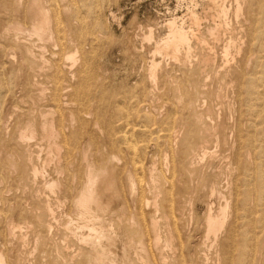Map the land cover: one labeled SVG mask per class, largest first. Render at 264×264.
Segmentation results:
<instances>
[{
  "label": "bare ground",
  "instance_id": "1",
  "mask_svg": "<svg viewBox=\"0 0 264 264\" xmlns=\"http://www.w3.org/2000/svg\"><path fill=\"white\" fill-rule=\"evenodd\" d=\"M190 1H192V0H190ZM256 1H257V3H259L258 0H256ZM226 2H227V0H206L207 11H205L203 13L204 16H201L200 14H198L195 11L196 9L189 10L187 15L189 16L191 24H190V27L188 28V30L185 27L186 25L184 24V22H185L184 20L187 21L188 19L185 18L183 20L184 17H174L173 16L174 18L166 21L165 24L163 25L166 32H165L163 37L159 36L160 38L155 37L154 29L151 26H149L145 30L146 34L143 35V40L147 41V42H153L152 43L154 45L153 46V57L154 56H163V57H167V58H170L173 60H177V62L183 61L184 63L189 62L191 64V62L193 61L194 63L197 62L195 65H197L199 63L203 67H206L207 65L212 66L209 63L210 61L212 62L211 59H213V58H211L212 56L210 57V51L213 50L212 43L222 40L221 39L222 38L221 33H222V29L226 25L225 19H226V17H227V19L230 18L227 16L228 11L229 12L233 11L234 17L236 19L239 18L240 16L242 17V15H243L242 12H243L244 0H235L232 10L228 9ZM251 2H253V0ZM49 4H50L49 0H28V2L25 4V7H23L24 6L23 0H0V185L3 187L2 182L4 181V179H6V181H7V179H10L12 181L11 185L12 184L18 185V183L20 182L19 180L23 181L25 179L27 186H28V184H32V186L35 185L37 187V191L44 196V198L42 197V199H40L41 198L40 196H39L40 198H38V196H37V198L40 199V202L38 204L41 203V205L43 204V206L41 208H39L40 205H38L39 207H37V208L39 209V212L36 211V213H33L34 215H32V216L29 215L31 217L29 218V221H27V222H26V218L24 217L25 214L23 215L20 213V211L23 209V208L20 209L21 206L20 207L17 206L19 208L18 209V211H19L18 217H20V221L22 220L21 222H19V220H18V223H16L17 221L15 222V220H14V223H13L12 219L10 218L11 217L10 212H8V213H10V217H8V215H7V217L5 216L3 219L0 217L1 220H3L2 225H4V230H2L3 234H1V235H2V237L5 238L6 241H16V242L18 241V243L19 242L23 243V240L25 239V237L27 238V236L29 237V235H32L33 237L38 236L40 238V240H42V241L43 240H46V241L51 240L52 241V238H53L52 234H54L53 233V225H54V223L56 226H57V224H59L58 223L59 220H57L58 222H56V219L54 217L55 213L53 214V212H55V211H53L54 209L52 210V208H53L52 205H54V204L59 205L61 203L62 204H68L70 207V210H71L69 212V214L71 213L72 216L67 217L68 219H66V221H64L65 219L63 220L64 224L63 223L62 224L64 225V228L61 225L62 226V232L59 233L60 235L62 234L61 235L62 238H59V239L61 240V239H64L63 237H65L66 240H71L72 242H74L73 244H77L81 248L82 253H80V254L82 255V260L81 261L76 260L77 258L76 259L74 258V257H76V255L73 257L74 260H76V261H74L73 258L72 259L70 258V260H69V258L65 257V255L67 256V254L70 253L69 252L67 254L65 253V255L61 254V256L63 255L69 261L68 260L64 261L63 258L58 256V254H57V256L52 255L54 258L51 256V258H53L51 260L52 264H75V262H76V264H172V261H168L169 259L167 256H169V255H167V256L165 255V250L168 249V251L171 252L170 249H172L170 243L168 244L169 239H167V238L169 235H167L166 236L167 238H166V237H164L163 233L158 234V231H162V230H158V226H160L159 224H161V223L159 221L157 222L154 217L149 216V219H148L149 222L147 223L148 225H145V216L146 215H145V209L144 208H145V205H148V207H150L149 206L150 203H148L147 201L149 200L148 197H151V196H149V195H148V197L146 196L148 199H147V201L145 200V197H144L145 193L144 192L146 190L144 191L142 189V186H141L142 183L140 182L138 176L136 177L137 174L139 176H141L140 174L145 171L144 166H142V168H139L136 170V165H138V164H135L136 162L134 161V158H132L131 155H133L134 153H137V151L134 152V150H133V152H134L133 154H131V152L127 151V149L129 148L128 147L129 144H128V145H126L127 148L125 146H124L125 149L122 147L124 149V153L126 154L125 158L121 157L120 154H118L119 152H117L119 150V146H120L119 144L117 145V143H119L118 141H121V140H118L119 137H118V139H115L114 135L112 134V131H110L111 129H108L107 132L110 131L111 134H108L106 132L108 134L107 139L106 140L104 139L105 143H103V142L102 143L106 149L103 152H106L107 150H109V152L102 154L101 148H104L103 145L100 147V146H97L95 144L99 140L94 141L95 139H92V135L87 137V138H84V136H83L84 134L81 135L80 131H79L80 129L76 128V125L79 124V123H76L77 121H79V119H78L79 117L77 118V115L73 111V110L76 111L77 108H75V109L73 108L75 106V104H74V100H72V99H73V94H75V93L77 94L79 89L78 88L74 89L73 84H72V82H73L72 80L75 79L77 82V79L75 77L77 76L80 78L81 73H83L84 68L86 67V66L83 67L85 65L86 61L83 63V65L81 67H79V68L77 67V69H75L76 66L79 64V63H77L78 58H79V53H80L79 49H78L79 45L77 43H75V40H74L75 38L72 39L71 37H68V39H67L64 36L65 33L66 34L69 33V30L72 27L70 25H68L71 27V28H69V30L67 29L68 27L67 26L65 27L63 24H62L63 25V27H62L61 22H59L61 19L59 20V19L55 18L56 16L54 17L51 14L52 13L51 10H53L54 8L50 10L51 7ZM193 4L196 5V3H193ZM55 5H56V3H55ZM255 5L257 7V4H255ZM253 6L251 4H249L248 9L253 8ZM229 7H230V5H229ZM244 9L246 10V8H244ZM259 9H261V10L264 9V0H262V2L260 4H258V13L257 14L255 13V11H256L255 9L254 10L250 9V10H252L251 16L248 17V19L246 17L247 20L246 19L244 20V21H247V25H246L247 27L244 31V35L241 34V35H243L242 39H244L241 43L242 49L237 47L238 45L234 46L232 44L233 38H231L230 36H229V39L228 38L225 39L223 37L224 40L228 39L227 42H225L227 44L225 45V47H223L224 49H223V53H222L223 58L225 60H227L229 58V56L231 55L232 49H233V52H240L242 50L243 54H244L242 57H244V60L250 61V63L252 62L251 58L256 56L255 57L257 60L256 66L260 69V70H257V68L256 69L253 68V69H251V71L245 72L244 67L240 66V68H242V69L241 70L238 69L239 72L232 71L231 70L232 68L230 69L231 71H228V72L237 73L236 78H233V81H232L233 83H235V93H234L235 98L233 100L237 104V107H235L234 104H233L234 106H232V105L231 106L237 108L236 109L237 111L235 109L234 110L237 112V114L235 112V115H238V118H237L238 124L236 123L233 127L229 125L232 128H229V130H230V131H228L229 135H227V134L225 135V137L229 136L228 138L230 139L229 140L230 144L228 146H231V143L233 141L237 145L236 151L229 152L230 154H228V156H227L228 163H227V161H225V163H227V166H228V169H225V171L226 170H229L230 172L234 171V173L232 172L233 178H231V181L230 182L227 181L228 183H227V185L225 184L226 186L224 184L221 185V186H225L224 187L225 190L228 191V193H226L227 197H225L226 195H224L225 191L222 192L223 189L220 191H215V189H213L214 187L213 188L211 187L212 189H210V191L214 190V193L211 192L212 197L215 194V196H216L215 198L218 199V201L217 200H215V201H217L218 203L216 202L217 204H216L215 208H209L208 209L207 208L208 206H206V208L208 209V212L206 211L207 213L206 212H205L206 214L204 213V215H206V216L203 219L204 223H202V224H204V226H203L204 238H203V240L200 239L203 242H201V244H200L198 239L196 241H192V242L187 241V240L186 241L183 240V246L184 245H187V246L186 247H180L181 249L179 251V254L177 255V253H176V256L173 257L174 261L175 260L178 261V264H206V262L208 261L207 257H209V255L206 253L208 250L210 252L212 250L211 248L213 247V244H210V242L212 243V241H210V239H212L214 241V246H215L216 242L218 244V239L221 240V246H219V247H222V249L220 248L221 253L219 255L218 261L219 262L221 261L222 264H264V186H263L264 183L263 184H261V183L259 184V182L257 183V177H256L258 175V173H259V175H258L259 177H260V175H263L261 177H264V158H263L264 155L261 157L263 159L260 161V163H256L257 160L255 158V157H257L261 154H264V153H261V151H260V154H256L257 152L252 146L253 145L252 139L254 136H256L257 134H261V136L260 137L258 136V138H261L262 135L264 136V12L262 15L259 12ZM54 11H55V9H54ZM198 11H199V9H198ZM59 14H61V13H59ZM246 15L247 14H245L244 16H246ZM182 16H184V15H182ZM57 17H58V15H57ZM227 19H226V21H227ZM231 20H233V22L235 21L234 19H231ZM240 20H242V19H240ZM25 21H27V22H25ZM203 21H205L206 23L209 21V24H207L208 27H206L204 30L201 28V24H203L202 23ZM234 25H236V24H234ZM241 27H245V26L242 25ZM233 28H236V26ZM237 28H238V26H237ZM74 29H76V28H74ZM236 30H238V29H235V31ZM239 30H241V29H239ZM237 34L239 35L240 33H237ZM75 35L77 36V34H75ZM78 35H80V33ZM232 35H234V34H232ZM192 41L195 43L196 46L199 47V48L197 47L196 49L197 50L200 49V51H201L200 54L198 51H197V53H194L192 51V49L194 47V45L192 44L193 43ZM239 41H241V40H239ZM237 44H239V43H237ZM192 45H193V47H192ZM220 45H222V44H220ZM72 46L74 48L72 50H70V47L72 48ZM84 47H85V45H84ZM85 48H87V46ZM220 49H222L221 46H220ZM86 53H85V55H86ZM240 54H238V55H240ZM163 57H161V58H163ZM88 58L90 59V57H88ZM150 58H151V56H150ZM155 58H154V60H155ZM242 59L243 58H241V61H242ZM84 60H85V58H84ZM236 60H237V58H236ZM233 61L231 62L232 64H233ZM79 62H80V60H79ZM241 63H243V62H240L238 64H241ZM255 63H256V61H255ZM97 64H99V63H97ZM186 64H188V63H186ZM227 64H230V63H227ZM90 65H91V62H90ZM159 65H160L159 63H156L153 60L150 63L149 80H150V83L152 85L156 84V70L159 67ZM235 65L237 66V63H235ZM244 65H246V64H244ZM251 65H254V64H251ZM93 66H94V64H93ZM148 66H149V64H148ZM231 67H233V66H231ZM207 68L208 67H206V69ZM237 68H239V67H237ZM251 68H252V66H251ZM192 69H195V68H192ZM233 69H235V67ZM220 70L222 71V69H220ZM90 71H91V68H90ZM90 71H88V72H90ZM147 71H148V68H147ZM197 71H199V70H197ZM197 71L192 72V70H191L192 74L197 73ZM215 71H213V72H215ZM221 71H220V73H221ZM94 72H95V70H94ZM209 73H211V72H209ZM93 74L94 75H92V78L97 73L96 74L93 73ZM205 74H206V72L204 71V73L201 75L204 76ZM222 74H226V73L222 72ZM229 74L227 73V76H229ZM206 75H208V74H206ZM189 76L190 77L192 76L191 73ZM198 76H199V74H198ZM231 76L233 77L234 75L230 74V78H232ZM213 77L215 78V76H213ZM85 78H88V77H86V74H85ZM97 78L99 79L98 76H97ZM192 78H193V76H192ZM219 79L224 80L226 78H219ZM190 80H191V78H190ZM200 80L202 81L201 77L199 78V80H198L199 82H197V83L203 82V81L201 82ZM213 80H216V79H213ZM100 81L102 82L103 80H100ZM217 81L219 82V80H217ZM109 82L110 81L107 80L106 83H109ZM136 82H138V81H136ZM216 82L214 81L213 84ZM218 82H217V84H218ZM86 83H87V81H86ZM99 83H98V85H99ZM192 83H194V82L192 81ZM192 83H188V84H192ZM75 84H77V83H75ZM90 84L92 85V83H90ZM90 84H88V85H90ZM171 84H172V82H171ZM194 84H192V85H193V88L195 87L194 88L196 90L195 94L196 95L199 94V96H204L206 94V92H204L203 95H200V94H202L200 92L202 91L201 89H203V88H201L200 89L201 91L199 92V88L201 86H203V84H201V86L199 85L200 86L199 88H198V84H195L196 86H194ZM205 84L206 85H204V86H207V84H209V81L208 82L206 81ZM217 84H215V85H217ZM219 84H220V82H219ZM223 84H225V81ZM79 85H78V87H79ZM106 85L107 84H105V86ZM210 85H212L211 81H210ZM92 86H95L94 83ZM92 86H90V87H92ZM100 86H102V85H99V87ZM217 86H219V85H217ZM231 86H232V84H231ZM107 87H110V85L108 84ZM119 87H118V89H119ZM171 87H174V86H171ZM179 87L180 86H178V88ZM209 87L210 86H208V88ZM88 88H89V86H88ZM98 88H97V90H99ZM102 88H105V87L102 86ZM142 88L143 89H142L141 95H142V93H144V90H145L144 89L145 87H142ZM208 88H205V89H208ZM211 88L215 89V87H211ZM228 88L232 89L234 87H228ZM173 89H175V88H173ZM113 90H116V88ZM124 90H123V92H124ZM185 90H187V89L185 88ZM217 90H215V91H217ZM220 90H222V89H220ZM90 91H91V89H90ZM90 91H86L85 93L88 92L87 95H89ZM102 91L106 92V94L108 92V91H104V90H102ZM117 91H119V90H117ZM130 91H133V90H130ZM110 92L111 91L109 90L108 95ZM186 92H188V91H186ZM210 92H208V93L212 94ZM212 92H214V91H212ZM223 92H226V90ZM229 92H230V90L228 92H226V93H228L227 95L231 94ZM99 93H102V92L99 91ZM121 93H122V91H121ZM219 93H220L219 95H221V92H219ZM226 93H225V95H226ZM111 94H114V93L111 92ZM111 94L109 96H111ZM129 94L130 93H128L127 95H129ZM182 94H184V93L183 92L180 93V95H182ZM213 94L215 95V93H213ZM213 94H212V96H213ZM92 95H93V93H91V96ZM175 95H178V94H175ZM222 95H224V94L222 93ZM95 96H96V94H95ZM98 96H96L95 99H98ZM136 96H137V94H136ZM210 96H208V97H210ZM75 97H77V96H75ZM92 97H90V99ZM191 97H189V98H191ZM208 97H207V99H209ZM217 97H219V96H217ZM87 98H89V97H87ZM104 98H105V96H104ZM116 98H112V99L116 100ZM133 98H135V96H133ZM138 98H139V96H138ZM175 98H177V97L175 96ZM189 98H187L188 100L187 99L186 100L189 101L190 100ZM212 98L213 97H211L210 100H212ZM106 99H107V96H106ZM120 99H117V101ZM178 99L182 100V99H184V97H181ZM218 99H220V98H218ZM225 99H226V97H225ZM230 99L232 100V98H230ZM75 100H76V98H75ZM98 100H101V99L99 98ZM108 100H109V98H108ZM124 100H125V98H124ZM127 100H128V98L125 101H127ZM221 100L223 101V99H221ZM195 101L193 103H195ZM207 101H209V100H206V102ZM226 101H224V102H226ZM96 102H98V101H96ZM102 102H104V100ZM105 102H107V101H105ZM111 102H113V101H111ZM136 102L133 101V103H136ZM141 102H145V100L144 101L141 100ZM173 102H174V100H173ZM214 102H216V101H214ZM218 102L220 103V100H218ZM82 103L84 104V102H82ZM88 103H91V102H88ZM92 103H93V101H92ZM122 103H124V102H122ZM198 103L200 105L202 104L200 102H198ZM212 103H213V101H211V104ZM99 104L100 103H98V105ZM138 104H140V102ZM171 104L173 105V103H171ZM184 104H186V103H184ZM189 104L191 105L190 101H189ZM211 104H209V106H207V105L206 106L208 108L212 109V107H210ZM220 104H217V105H220ZM86 105L88 107V105H90V104L86 103ZM86 105L84 104V106H86ZM101 105H103V104L101 103ZM177 105H178V102H177ZM180 105H183V104L180 103ZM190 105H188V106H190ZM202 105L205 106L204 104H202ZM202 105L199 107H203ZM214 105H216V104H214ZM214 105H213V107H214ZM217 105H216V107H217ZM228 105H230V104L228 103ZM96 106H97V104L94 107H96ZM104 106H106V105H103V107ZM110 106H111V104H110ZM114 106H113V108L115 109ZM185 106L186 105H184V107ZM76 107H78V104H76ZM94 107H93V109H94ZM106 107H108V106H106ZM138 107H139V105H138ZM184 107H182V108H184ZM190 107H192V106H190ZM195 107H198V106H195ZM207 107H206V111H208ZM88 108H91V106ZM116 108H117V106H116ZM135 108L137 109V106H135ZM178 108H179V106H178ZM226 108H229V107H226ZM79 109H80V107L78 108V110ZM100 109H102V108H100ZM106 109H109V108H105V110ZM140 109H141V107H140ZM140 109H139V111L138 110L137 111L140 112ZM142 109H144V106ZM168 109H171L170 106L168 107ZM194 109H196V108H194ZM111 110L113 111V109H111ZM174 110H176V109H172V112ZM182 110H180V111H182ZM212 110H214V109H212ZM218 110H220V109H218ZM124 111H125V108H124ZM144 111H145V109H144ZM144 111H143V113H145L147 110L145 112ZM188 111L186 110L187 113H188ZM204 111L205 110L203 108L202 113H204ZM227 111H229V110H227ZM92 112H94V111H92ZM99 112H102V111H99ZM106 112H107V110H106ZM122 112H123V110H122ZM131 112H135V110L134 111L130 110V112H128V113H131ZM172 112H171V114H174ZM176 112H177V110H176ZM182 112L185 113L184 111H182ZM210 112H211L210 113L211 116H212V114H213V116L215 115V113H213L214 111L213 112L210 111ZM216 112L219 113V111H216ZM104 113L105 112H103L102 115H101V113H99L97 115L103 116ZM198 113L200 114V112H198ZM205 113H207V112H205ZM82 114H86V110H85V113H83V111H82ZM119 114L117 116H119ZM179 114H181V112ZM210 114H209V117H210ZM220 114H222V113H220ZM86 115H88V113ZM123 115H125V114H123ZM169 115H170V113H169ZM178 115H177V119H178ZM193 115L194 114H192V116ZM226 115L227 114H225L222 119H225ZM232 115L234 118L237 117V116H234V114H232ZM110 116H112V115H110ZM115 116H116V114H115ZM134 116H136V115H134ZM145 116H142V117L149 121L150 115H148L149 119L145 118ZM192 116H190V117H192ZM197 116H199V115H197ZM228 116L229 115H227V117ZM94 117H96V116H94ZM142 117H141V120L138 124L139 126H141L140 123L143 120ZM164 117H166V116H164ZM179 117H183V114H182V116H179ZM184 117H186V116H184ZM200 117H204V115H202ZM216 117H217V115H216ZM233 117H231V118H233ZM244 117L249 118L248 119L249 123L247 121L248 125L245 122V125L248 126V130H244L243 126H242L241 120ZM103 118H107V117H103ZM117 118H115V120ZM122 118H124V117L122 116ZM129 118H130V116H129ZM193 118H195V115ZM193 118H191V119H193ZM204 118H202L201 120L204 121L205 120ZM206 118H207V116H206ZM217 118H220V117L218 116ZM82 119L84 120L83 117H82ZM135 119L139 121L140 118H138V116H137V118H135ZM154 119H155V117H154ZM162 119L167 120L166 118H161V120ZM180 119H182V118H180ZM207 119H206L207 124L211 120H213V123L217 122V121H215L216 119L211 118V119H209V121ZM109 120H112V119H109ZM147 120L146 121L144 120L145 123L146 122L148 123ZM169 120H170V118H169ZM195 120L197 122L199 121L198 118H195L194 121ZM225 120H227V118ZM225 120H223V123ZM231 120H233V119H230V121ZM97 121H99V120H97ZM144 121H143V124H144ZM160 121H159V123L155 121L156 123H158L157 126L158 125L160 126L162 124V123H160ZM170 121H173V120H170ZM105 122H103L104 125H105ZM127 122L130 123V122H132V120L127 121ZM181 122H184V121H181ZM181 122L179 121V123H181ZM231 122H233V121H231ZM86 123L87 122H85V126H87ZM90 123H94V122H90ZM103 123L101 125L104 128ZM164 123L165 122H163V124ZM170 123H172V122H170ZM173 123H175V122H173ZM203 123H204V125H207V124H205V122H203ZM211 123H212V121L210 122V124ZM106 124H108V123H106ZM123 124H124V122H123ZM165 124H167V122ZM177 124L175 123L176 127H177ZM185 124L186 123H184V125ZM192 124H194V123H192ZM195 124L197 125V129H198V124L196 122H195ZM217 124L218 123H216L215 125H217ZM101 125H99V126L101 127ZM126 125H128V124H126ZM129 125H131V124H129ZM132 125H133V123H132ZM138 125H134V127L137 128ZM215 125H214V127H216ZM231 125H233V124H231ZM80 126H81V124H80ZM88 126H91V125H88ZM106 126H108V125H106ZM110 126H112V125L110 124ZM148 126L149 125H147V127ZM151 126H153V125H151ZM151 126H149V127H151ZM159 126H158V128H159ZM178 126H179V124H178ZM96 127H97V125H96ZM112 127H110V128H112ZM131 127H129V128H131ZM142 127H143V125H142ZM168 127H170V124ZM168 127L167 128L164 127L166 129H164L163 126L161 127L163 129L157 128L158 130H164L166 133L165 136L161 135V137H163V139H164V137L166 138V139H164V140H166L165 141L166 147L170 142L173 143L176 140L177 132H178V131H174V129L176 130L175 127H174V129L171 127L170 128H168ZM180 127L185 128L184 126H180ZM190 127H193V128H191V131H192V129L194 130V126H190ZM214 127H212V128H214ZM91 128H92V126H91ZM135 128H133V129H135ZM151 128H153V127H151ZM216 128H219V125ZM216 128H214V129H216ZM220 128H222V127H220ZM95 129H97V128H95ZM126 129H128V128H126ZM145 129L148 130L147 128H145ZM187 129H190V128L188 127ZM204 129H206V128H204ZM209 129H211V128H209ZM223 129L225 130V128H223ZM257 129H260L259 130L260 132H258ZM97 130H95V131H97ZM119 130H120V126H119ZM137 130H140V129H137ZM143 130L141 129L140 132L142 133ZM149 130H150V128H149ZM179 130H181V129H179ZM199 130H201V129H199ZM199 130H197V131L199 132ZM117 131H118V129H117ZM195 131H196V129H195ZM225 131H227V129ZM137 132H139V131H137ZM186 132L187 131H185V135H184V131L180 132L181 134L179 136L183 135V137L184 136L186 137V135H187ZM212 132H214L213 129H212ZM244 132L246 134H244ZM96 133L97 132H95L93 134L98 135ZM113 133H115V132H113ZM145 133H148V132H144V134ZM153 133H155V131ZM161 133H162V131H161ZM207 133H206V135H208ZM130 134L132 135V133H130ZM201 134H203V132ZM115 135H120V134L117 133ZM150 135H155V134L151 133ZM163 135H164V133H163ZM197 135H199V133ZM222 135H224L223 132L221 135L219 133V136H222ZM136 136H137V134H136ZM142 136L144 137L145 135H142ZM204 136H201V139H199V140L201 141L202 137L205 138ZM214 136H216V135H213L212 137H214ZM96 137L97 136H95V138ZM155 137H157V136H155ZM183 137H182V139H183ZM187 137L190 138L189 133H188ZM144 138H146V137H144ZM151 138H154V137L151 136ZM219 138L220 137H218V139ZM129 139H127V140L125 139L124 141L123 140L122 141L123 142L132 141L131 139L130 140ZM142 139L140 138V141H137V142L143 141ZM182 139L180 138L178 140L182 141ZM191 139L192 138H190V140ZM209 139H210V137H209ZM209 139L207 141H209ZM221 139L222 138H220V140ZM133 140H135V139H133ZM161 140H162V138H161ZM187 140H185V138H184L183 141L185 143L181 147V149H182L181 154H179V155L176 154V156L178 155L180 157V155L186 154L185 155L186 158H182V159H186V162L184 161L183 163L186 164L187 162H189L191 164L192 160L197 158V157L194 158V156H196V154L194 153L196 150L192 149L193 147L189 146V145H191L192 141L190 142V140H188L190 142V143H188V142H186ZM203 140H205V139H203ZM220 140H218L219 145H221V143H222V141H224V139H222V141H220ZM147 141L144 140V145H145V142H147ZM213 141H211V143H213ZM261 141H262V139H261ZM263 142H264V140H263ZM186 143H188V144H186ZM200 143H202V142H200ZM138 144H136L135 146H137ZM141 144H143V143H141ZM160 144L163 145V143H160ZM192 144L194 146L195 143H192ZM256 144H258V143H256ZM256 144H254V145L257 148ZM261 144H262V146L264 145L263 143H261ZM155 145H156L155 148H157L156 143H155ZM197 145H200V144L198 143ZM177 146H179V144L178 145L176 144V147ZM215 146H216V144H215ZM172 147H173V145H172ZM213 147H211V148H213ZM220 147L222 148V146H220ZM107 148H109V149H107ZM131 148H134V147H132V144H131L130 149ZM168 148L170 149V146L167 147V149ZM225 148L227 149L228 147H225ZM164 149H165V147L163 148V151H164ZM167 149H165V150H167ZM177 149H175V151H177ZM231 149L232 148H230V150ZM219 150L221 152L223 151V149L222 150L219 149ZM121 151H123V150H121ZM262 151H264V149H262ZM171 152H173V151H171ZM177 152H179V151H177ZM207 152H209V151H207ZM120 153H123V152H120ZM168 153H170V152H168ZM173 153H171V154H173ZM196 153L198 154L199 152H196ZM213 153H215V152H213ZM223 153H226V152L223 151ZM209 154H208V156H209ZM96 155H98V156H96ZM101 155H103V157ZM137 155L140 156L138 153H137ZM189 155H191L192 157H190V159L188 160L187 157ZM221 155H219V156H221ZM255 155H257V156H255ZM136 156L133 155V157H136ZM162 156H163V154H162ZM166 156H168V155H166ZM206 156L207 155L205 154L204 157H206ZM215 156H217L216 153L213 155V158ZM219 156L215 157V159H217V158L220 159ZM144 157L146 158V156H142L141 158L145 159ZM209 157H211V154ZM121 158H122V160L124 159V161H121ZM136 158H138V157H136ZM141 158L139 157V159H141ZM172 158H174V157H172ZM172 158H170L169 160H173ZM175 158L177 159V157H175ZM213 158L212 157L210 158V159H212L211 162H213V160H214ZM125 160H126V162H125ZM221 160H218V162H221V164H222V161H224V160H222V161ZM151 161H153V160H151ZM179 161H178V163H179ZM209 161L210 160H208L207 162H209ZM214 161H217V160H214ZM146 162H144V163H146ZM149 162L150 161H148V163ZM204 162H206V161H204ZM142 163H143V161H142ZM165 163H167V162H165ZM160 164H162V162H160ZM170 164H172V163H170ZM201 164H203V162ZM201 164H200V166L197 165L198 169H199V167H201ZM155 165L156 164L153 165L154 168H156ZM173 165H175V164H173ZM178 165L179 166L181 165V161H180V164H178ZM246 165L247 166L248 165L253 166L254 168H251L249 166L250 168L247 169ZM156 166L158 167V165H156ZM197 166H195V167H197ZM206 166L210 168V166H208V165H206ZM214 166H212V163H211V167H214ZM223 166L225 167V165H223ZM223 166H222V168H223ZM149 167H150V165H148V168ZM161 167H163V165ZM161 167H160V169H162ZM180 167L183 168L182 166H180ZM184 167H186V165ZM219 167H221V166H219ZM154 168H152L149 172V179L153 185V190H154L152 193L155 194V198H153V204H150L151 207L158 206L157 205L158 203L156 204L155 199H156L157 194L158 193L160 194L159 190L161 189V188L158 189L156 187L157 185H156L155 181L158 179H157V175L154 174V171L158 172L160 170L158 169V171H157ZM165 168H167V167H165ZM175 168L176 167L173 166V169H175ZM190 168L191 167H189V169ZM173 169H172V172H173ZM192 169H194V168H192ZM210 169H213V168H210ZM169 170H171V167ZM175 170H178V168ZM179 170L182 171V169H179ZM179 170H178V172H179ZM200 170H202V169L200 168ZM217 170L220 171V169H217ZM223 170H222V172H224ZM137 171H139L141 173L139 174V172H137ZM185 171H187V170H185ZM185 171H182V172H185ZM195 171H197V170L195 169ZM136 172H137V174H136ZM145 172L147 174V171H145ZM182 172H181V174H182ZM174 173H177V171ZM187 173L190 174L189 171H187ZM232 173H230V174H232ZM169 174H172V173H169ZM183 174L187 175L186 173H183ZM196 174H198V173H196ZM196 174H195V176H196ZM216 174L219 175L218 172ZM230 174H228V175H230ZM159 176H161V175H159ZM159 176H158V178H159ZM162 176H165V178H166V174L162 175ZM180 176H182V175H180ZM232 176H230V177H232ZM167 177H168V175H167ZM172 177H173V175H172ZM219 177H220V175H219ZM223 177L227 178L226 176H223ZM173 178H175V177H173ZM192 178L194 179V177H192ZM215 178H216V176H215ZM17 179L19 182L17 181ZM140 179H142V178L140 177ZM187 179L188 178L186 177V180L185 179H181V180L183 183H185V182H187ZM199 179H201V178H199ZM25 180H24V182H25ZM184 180H185V182H184ZM188 180H190V179H188ZM214 180H217V179L213 178V181ZM219 180H221V179H219ZM167 181L169 182L170 180L167 179ZM203 181H205V180H202L201 182H203ZM163 182H165V181H163ZM6 183H8V182H6ZM171 183H173V182H171ZM203 183L205 184V182H203ZM203 183H202V185H203ZM208 183H209V181H208ZM210 183L208 184V186L210 185ZM188 184H190V183H188ZM212 184H214V183H212ZM144 185H145V183H144ZM182 185L183 184L181 183L180 186L182 187ZM35 186H33V187H35ZM147 186H149V185H147ZM161 186H162V183H161ZM168 186H169V184H168ZM174 186H173V188H176ZM217 186L221 187L220 185H217ZM6 187L8 188L7 184H6ZM29 187H31V186H29ZM164 187L166 188V186H164ZM181 187L178 186V189H181ZM182 188H184V187H182ZM196 188H194V189L192 188V191L193 190L195 191ZM151 189L152 188H150L148 190H151ZM167 189H171V188L167 187ZM176 189H175L174 195L176 192L181 191V190L176 191ZM201 189H202V187H201ZM35 190H36V188H35ZM184 190H185V188H184ZM6 191H8V190H6ZM6 191H4V192L7 193ZM21 191H22V188H21ZM34 191H32V192H34ZM162 191H164V190H161V192ZM189 191H191V190H189ZM205 191L208 192V190H205ZM13 192H14V190H13ZM147 192H149V191H147ZM165 192H166V190L163 192L165 194V195H163V197H167L166 193L169 194V190L166 193ZM185 192H186V190H185ZM197 192H199V190ZM197 192H194V193H197ZM201 192H203V191H201ZM1 193H3V192H1ZM18 193H20V190ZM182 193H180V194H182ZM194 193H191V194L194 195ZM3 194H2V196H3ZM10 194H12V193H10ZM17 194H16V196H18ZM206 194H208V193H206ZM29 195L27 194L26 196H29ZM196 195H198V194H196ZM9 196L15 197V195H9ZM23 196L25 197V195H23ZM158 196H161V195H158ZM190 196H192V195H190ZM24 197H22V198H24ZM31 197L34 198V196H31ZM194 197L192 196L191 199L192 198L194 199ZM167 198H169V197H167ZM182 198L183 197H181V199ZM6 199L8 200V197ZM16 199L18 200V198H16ZM157 199H160V198H157ZM162 199H164V198H162ZM171 199L173 200L174 197H172ZM176 199L178 200V198H176ZM9 200H10V198H9ZM17 200L14 199V203ZM24 200H25V198H24ZM167 200L169 201L170 198ZM167 200H166V203H167ZM186 200H187V198H186ZM0 201H1V199H0ZM27 201H29V199ZM157 201H160V200H157ZM173 201L175 202V200H173ZM179 201L182 202L181 200H179ZM188 201H191V200L188 199ZM2 202H4V200ZM22 202H24V201H22ZM30 202H34V201L30 200ZM186 202L187 201H184V203H186ZM211 202H214V201H210L209 203H211ZM29 203H26V204L29 205ZM170 203L168 202V204H170ZM177 203H179V202H177ZM11 204H12V202H11ZM15 204H17V202ZM175 204H176V202H175ZM189 204L195 205L194 202L193 203L189 202ZM27 205H26V207H28ZM36 205H37V203H36ZM58 205H56V207ZM152 205H154V206H152ZM162 205L163 204H161V206ZM183 205L184 204H182V208H184ZM1 206H4V205H1ZM62 206H60V207H62ZM131 206L134 207L133 209H138V207H139L140 211H138V212H140V213L137 214L135 212L136 210L132 211L130 209ZM170 206H171V204H170ZM211 206H212V204L210 205V207ZM11 207H12V205H11ZM14 207H16V205ZM29 207H31V206H29ZM165 207L167 208V206H165ZM185 207H188V206L185 205ZM192 207L194 208V206H190V208L192 209V210L191 209L190 210L196 212L195 209H193ZM3 208H5V207H3ZM31 208H30V210H31ZM37 208H35V209H37ZM166 208H164V209H166ZM177 208H181V207H177ZM8 209H10V208H8ZM65 209H66V207H65ZM157 209H158V207H157ZM164 209H163V212H167V211H164ZM15 210H16V208H15ZM129 210L132 212H129ZM147 210H150V209L147 208L146 211ZM151 210H152V208H151ZM153 210H155V209L153 208ZM169 210H170L169 211L170 214H168V215L171 217L170 222H172L171 225H173V227L171 226V228L174 229L173 232L170 231L172 233L170 235L173 236V234L174 235L176 234V236H178V238H179V236H180L179 232H178L179 229H177V228H178L179 222L182 220V218L180 220V216L177 215L178 213L175 214L173 207H171ZM11 211H12V209H11ZM150 211H148V212H150ZM22 212H26V209H25V211H22ZM63 212H65V210ZM156 212H157V210H156ZM150 213H148V215ZM56 214H57V210H56ZM157 214H158V212H157ZM159 214H158V216H159ZM163 214H162V216H163ZM15 215L16 216L14 218L17 217V214H15ZM124 215H126V216L129 215L128 216L129 222L127 225V227H128L127 230H130V231L128 234H127L126 227L119 226V228H117V229H115V227H114V224L118 223V222L114 223V221H116L115 219L120 217V216L123 217ZM187 215L188 214H186L185 216H187ZM192 215H194V214H192ZM155 216H157V215H155ZM26 217H28V216H26ZM61 217L62 216H59V219ZM46 218H49L48 221L46 220L47 222H45V220L44 221L42 220V219H46ZM159 218H160V216H159ZM159 218H157V219H159ZM163 218L165 219L166 215H165V217L163 216ZM191 218H193V217H191ZM184 219H186V218H184ZM184 219L182 221H184ZM188 219H189V217H188ZM160 220H161V218H160ZM189 220H188V222H189ZM191 220H193V219H191ZM195 220H196V218H194V221ZM60 221H61V219H60ZM123 221H125V220H123ZM126 221H127V219H126ZM167 221L169 222V219ZM119 222L122 223L121 221H119ZM188 222L185 224L190 225V224H188ZM192 222L193 221H191V223ZM197 222H198V220H197ZM199 222H202V221H199ZM163 223H165V222H163ZM124 224H127V222H125ZM185 224L182 223V226H184ZM196 224H199V223H196ZM202 224H200L201 227H202ZM192 225H191L192 229L195 230ZM165 226H166V224H165ZM162 227H164V226H162ZM184 227H182L183 231H184ZM201 227H199V228H201ZM171 228H170V230H171ZM196 228H198V227H196ZM2 229H3V227H2ZM60 229L57 231H60ZM124 229L126 230V232ZM164 229H167V228L164 227ZM223 230H224V232H223L224 235L222 238H219V236ZM134 231H135V233H134ZM185 231H186V229H185ZM168 232H169V230H168ZM195 232H196V230H195ZM195 232H193V233H195ZM198 232L199 231H197V233ZM190 233H192V232H190ZM197 233H195V234H197ZM59 234H58V236H59ZM134 234L140 235V237L138 236V238H136V237H134ZM165 234H169V233H166V231H165ZM55 235H57V233ZM162 235L164 238H166V239H163V241L168 240L167 242H164V243L161 242L160 237ZM50 236H52V237H50ZM187 236L189 237V236H191V234H187ZM193 236H196V235L193 234ZM171 238H173V237H171ZM200 238H202V237L200 236ZM2 239H1V241H2ZM65 239H64V241H65ZM183 239H184V237H183ZM190 239H188V240H190ZM172 240H174V238ZM29 241H28V244H29ZM34 242H33V244H34ZM172 242H174V241H172ZM178 242L176 245L174 243H171V244L173 246L175 245V247H176L177 245L180 244ZM208 242L210 244L209 246H208ZM5 243H3V245ZM49 243L51 244L53 242H49ZM49 243L46 244L45 246L49 245ZM26 244H27V242H26ZM44 244L45 243H43V245ZM181 244H182V241H181ZM198 244H200V245H198ZM10 245H12V244L10 243ZM15 245H12V246H15ZM20 245H22V244H20ZM29 245L31 246V244H29ZM67 245H69V243ZM30 246H29V248H30ZM37 246L38 245L36 243V247ZM41 246L42 245H40L39 247H41ZM24 247H26V246H24ZM56 247H57V244H56ZM67 247H70V246H67ZM9 248H10V246H9ZM20 248H23V247H19L16 249H14V247H13L12 251L20 249ZM38 248H37V250L39 251ZM41 248H44V247L42 246ZM183 248L184 249L186 248V250L183 251ZM47 249H49V248H47ZM53 249H52V251H54ZM175 249H177V248H175ZM213 249H215V247ZM7 250H8V245H7ZM34 250H35V248H34ZM57 250H59L57 253L62 252V251L60 252L59 248ZM44 251H43V253H44ZM55 251H56V249H55ZM78 251L79 250L76 249L75 254ZM64 252H66L65 248H64ZM169 252H168V254H169ZM212 252H214V251H212ZM212 252L209 253L210 256L213 255V254H211ZM6 253L7 254H4V251L3 252L0 251V264H4V263L5 264H18L17 261L15 260L16 258L14 256L13 252L12 253L6 252ZM16 253H18V251ZM40 253H42V250ZM73 253H74V249H73ZM21 254H22V252H21ZM37 254H38V252H37ZM48 254H50V252H48ZM174 254H175V251H174ZM170 255H172V252L170 253ZM77 256H80V255H77ZM5 257H6V260H5ZM215 257H216V255H215ZM220 257H221V259H220ZM30 258H29V260H30ZM37 258H35V259H37ZM78 258H80V257H78ZM20 259H22V258L20 257ZM20 259H19V261H20ZM23 259H24V257H23ZM40 259H42V257ZM209 259H211V258H209ZM213 259H214V257H213ZM31 260H33V262H34V259H31ZM44 260H45V258H44ZM48 260L49 259H47V261H46L47 264H49ZM30 262L32 263V261H30ZM77 262H80V263H77ZM213 262H212V264H213ZM38 264H40V262Z\"/></svg>",
  "mask_w": 264,
  "mask_h": 264
},
{
  "label": "rangeland",
  "instance_id": "2",
  "mask_svg": "<svg viewBox=\"0 0 264 264\" xmlns=\"http://www.w3.org/2000/svg\"><path fill=\"white\" fill-rule=\"evenodd\" d=\"M53 1V2H52ZM55 1V2H54ZM61 1V2H60ZM49 0V5H50V10L51 9H55V11H54V9L53 10H51V14L55 17V18H57V19H61L59 22H61V25L63 24L65 27L67 26L68 28V30H69V28H71L70 30H69V33H65V37L68 39V37H71L72 39H74L75 40V43H77L78 45V49H79V52L81 53H79V58H78V62L77 63H79L77 66H76V68L75 69H77V67L79 68V67H81L82 65H83V63L85 62V65L83 66V67H85L84 68V71H83V73H81V75H80V78L79 77H75L76 79H77V82H76V80L74 79V80H72L71 82H72V84H73V87H74V89L75 88H78L79 90H78V93L76 94H73V99L72 100H74V104H75V106L73 107L74 109L75 108H77L76 109V111L75 110H73L74 112H75V114L77 115V118L79 119V121L81 122H79V121H77L76 123H79V124H77L76 125V128L78 129H80L79 131H80V134L82 135V134H84L83 136H84V138H87V137H89V136H91L92 135V139H95L94 141H96V140H99L98 142H96L95 144L97 145V146H102L103 145V143H105V140L107 139V135L108 134H111V132L110 131H112V134L114 135V138L115 139H118V137H119V139L118 140H121V141H118L119 143H117V145L119 144L120 146H119V150L117 151V152H119L118 154H120V156L121 157H124L125 158V156H126V154L124 153V146L127 148V146L126 145H128V149H127V151H129V152H131V154H133L135 151H137V153L140 155V156H138L137 155V153H134L133 155L134 156H136V157H138V158H136V157H133V155H131L132 156V158H134V161L136 162L135 164H138V165H136V170L137 169H139V168H142V166H144V170L145 171H147V174H146V172L144 171V172H139V171H137V172H139V174L141 175V176H139L138 174H137V172H136V177L138 176V178H139V180H140V182L142 183L141 184V186H142V189L145 191L144 193V197H145V200L147 201V199L149 198V200L147 201L148 203H150V204H153V198H155V194L154 193H152L154 190H153V185H152V183H151V181H150V179H149V172H150V170L152 169V168H154V164H156V165H158V167L155 165V167L156 168H154L155 170H157L158 171V169L160 170V171H158V172H155L154 171V174L155 175H157V179L158 180H156L155 181V183H156V187L158 188V189H160L159 190V192H160V194L158 193L157 194V196H156V204L158 205V206H156V207H151V205L149 204V206L150 207H148V205H145V225H148L147 223L149 222L148 221V219H149V216H152V217H154L155 218V220L158 222H160L161 224H159L160 226H158V230H162V231H158V234H161V233H163V235H164V237H166L167 235H169L168 236V238L167 239H169V241L168 240H164L163 241V239H166V238H164L163 237V235L160 237V239H161V242L162 243H164V242H167L168 241V244L170 243V245H171V248L172 249H170V251L172 252V255H170V253L171 252H169L168 251V249L167 250H165V255L167 256V255H169V256H167L168 257V261H172V264H178V261L177 260H175L174 261V258L173 257H175L176 256V253H177V255L179 254V251H180V247H186L187 245H184L183 246V240L184 241H190V242H192V241H196L197 239L199 240V242H200V244H201V242H203L202 240H203V238H204V229H203V226H204V224H202V223H204V218H205V216L206 215H204V213L207 211L208 212V209L209 208H215V206H216V204L218 203L217 201H218V199L217 198H215L216 196H215V194H214V196L212 197V193H214V190H211L210 191V189H212L213 187V189H215V191H220V190H222V192H224L225 191V193H224V195H226L225 197H227V194L226 193H228V191L227 190H225V186L227 185V183L228 182H230L231 181V178H233V173H234V171H229V170H226L225 171V169H228V166H227V163H228V159H227V156H228V154H230L229 152H231V151H236V149H237V145H236V143H234V141L231 143V146H228L229 144H230V142H229V136H227V137H225V135L227 134V135H229V133H228V131H230L229 130V128H232L237 122H238V115H235V112L237 111L236 109L237 108H235V107H237V104L234 102V98H235V96H234V93H235V83H233L232 81H233V78H236V74L237 73H234L235 71L236 72H239V70H241L242 68H240V66H243L244 67V70H245V72H248V71H251V69H253V68H257V70H260L257 66H256V64H257V60H256V56H254L253 58H251V63H250V61H247V60H244V57H242L244 54H243V51L241 50L240 52H233V49H232V52H231V55L229 56V58L227 59V60H225L224 58H223V47H225V45L227 44V43H225V42H227V40L229 39V36L231 37V38H233L232 39V44L234 45V46H237V47H239V48H241L242 47V41L244 40V39H242V36L244 35V31H245V29H246V25H247V21H244L245 19H246V17H247V19H248V17H250L251 16V14H252V10H250V9H255L256 11H255V13L257 14L258 13V4H260L261 2H262V0H258L259 1V3H257V1L256 0H253V2H251L250 0L248 1V0H244V6H243V15H242V17L240 16L239 18H235L234 17V14H233V11H228V14H227V16L228 17H230L231 19H236L234 22H233V20H231L230 18L229 19H227V17H226V19H227V21H226V19H225V22H226V25L224 26V28L222 29V33H221V39L222 40H220V41H218V42H213L212 43V48H213V50L212 51H210V57L211 58H213V59H211L212 60V62L210 61L209 63H210V65H212V66H209V65H207L206 67H208L207 69H206V67H203L202 65H200L199 63L197 64V65H195L196 63H194L193 61L191 62V64L189 63V62H186V63H188V64H186V63H184L183 61L181 62V61H179V62H177V60H173V59H170V58H167V57H163V56H154L153 57V42H147V41H144L143 40V35L144 34H146V29L149 27V26H151L153 29H154V35H155V37H163L164 36V34H165V28H164V24H165V22L166 21H168V20H171L172 18H174V17H184L183 18V20L186 18V19H188L187 21L186 20H184L185 22H184V24L186 25H184L186 28H187V30H188V28L190 27V24H191V22H190V19H189V16L187 15V13H188V11L189 10H191V9H196L195 11L198 13V14H200L201 16H204V12L205 11H207V6H206V0H192V1H190V0ZM234 1L235 0H227V2H226V4H227V6H228V9L229 10H232L233 9V5H234ZM28 2V0H23V3H24V6L23 7H25V4ZM60 2V3H59ZM188 2V3H187ZM202 2V3H201ZM229 2V3H228ZM256 2V3H255ZM55 3H56V5H55ZM58 3V4H57ZM192 3V4H191ZM193 3H196V5L195 4H193ZM54 4V5H53ZM189 4V5H188ZM249 4H251L252 6H253V8H249L248 9V7H249ZM255 4H257V7H256V5ZM54 7H53V6ZM192 5V6H191ZM229 5H230V7H229ZM198 6V7H197ZM56 7V8H55ZM190 7V8H189ZM193 7V8H192ZM195 7V8H194ZM197 7V8H196ZM232 7V8H231ZM58 8V9H57ZM188 8V9H187ZM244 8H246V10L244 9ZM187 9V10H186ZM198 9H199V11H198ZM60 10V11H59ZM246 12H245V11ZM264 9H259V12L263 15V11ZM57 12V13H56ZM245 12V13H244ZM249 12V13H248ZM59 13H61V14H59ZM245 14H247L246 16H244ZM57 15H58V17H57ZM61 15V16H60ZM176 15V16H175ZM182 15H184V16H182ZM174 16V17H173ZM232 16V17H231ZM262 17V16H261ZM72 19V20H71ZM77 21H76V20ZM239 19V20H238ZM240 19H242V20H240ZM246 19V20H247ZM71 21V22H70ZM74 21V22H73ZM230 21V22H229ZM232 21V22H231ZM237 21V22H236ZM25 22H27V21H25ZM63 22V23H62ZM189 22V23H188ZM65 23V24H64ZM67 23V24H66ZM71 23V24H70ZM74 23V24H73ZM203 24H201V28L204 30L206 27H208L207 26V24H209V21L206 23L205 21H203L202 22ZM230 23V24H229ZM236 24V25H234V24ZM238 23V24H237ZM246 23V24H245ZM76 24V25H75ZM189 24V25H188ZM205 24V25H204ZM241 24V25H240ZM63 25H62V27H63ZM68 25H70V26H68ZM188 25V26H187ZM231 25V26H230ZM245 26V27H241V26ZM236 26V28H233V27H235ZM237 26H238V28H237ZM76 28V29H74V28ZM80 27V28H79ZM228 27V28H227ZM230 28V29H229ZM141 29V30H140ZM227 29V30H226ZM235 29H238V30H236L235 31ZM239 29H241V30H239ZM78 30V31H77ZM73 31V32H72ZM224 31V32H223ZM228 31V32H227ZM230 32V33H229ZM235 32V33H234ZM73 33V34H72ZM80 33V35H78ZM100 33V34H99ZM237 33H240L239 35L237 34ZM75 34H77V36L75 35ZM224 34V35H223ZM232 34H234V35H232ZM241 34H243V35H241ZM63 35V34H62ZM241 35V36H240ZM63 37V36H62ZM159 37V38H160ZM223 37L226 39V38H228L227 40H224L223 39ZM241 37V38H240ZM77 39V40H76ZM79 39V40H78ZM239 40H241V41H239ZM79 43H78V42ZM83 42V43H82ZM193 42V41H192ZM221 42V43H220ZM224 42V43H223ZM82 43V44H81ZM218 43V44H217ZM237 43H239V44H237ZM81 44V45H80ZM193 45H194V47H193V45H192V47H193V49H192V51L194 52V53H197V51L199 52V54H200V49L199 50H197L196 48L198 47V46H196L195 45V43L193 42L192 43ZM220 44H222V45H220ZM83 45V46H82ZM84 45H85V47L87 46V48H85L84 47ZM93 45V46H92ZM220 46L222 47V49H220ZM92 47V48H91ZM217 47V48H216ZM74 47L72 46V48L70 47V50H72ZM199 48V47H198ZM233 48V47H232ZM81 49V50H80ZM83 49V50H82ZM89 51H88V50ZM216 49V50H215ZM242 49V48H241ZM85 50V51H84ZM87 50V51H86ZM215 50V51H214ZM222 52H221V51ZM83 51V52H82ZM149 51V52H148ZM214 51V52H213ZM217 51V52H216ZM88 54H87V53ZM84 53V54H83ZM85 53H86V55H85ZM240 54V55H238V54ZM83 54V55H82ZM198 54V55H199ZM235 54V55H234ZM150 56H151V58H150ZM88 57H90V59L88 58ZM156 57V58H155ZM161 57H163V58H161ZM222 57V58H221ZM84 58H85V60H84ZM153 58V59H152ZM154 58H155V60H154ZM234 58V59H233ZM236 58H237V60L239 61H237L236 60ZM241 58H243L242 59V61H241ZM82 59V60H81ZM158 59V60H157ZM79 60H80V62H79ZM91 60V61H90ZM152 60L154 61V62H156V63H159L160 65H159V69L157 68V70H156V84L155 85H152L151 83H150V80H149V77H150V63L152 62ZM233 61V64L231 63L232 61ZM256 61V63H255V61ZM158 61V62H157ZM165 61V62H164ZM215 61V62H214ZM225 61V62H224ZM227 61V62H226ZM245 61V62H244ZM90 62H91V65H90ZM223 62V63H222ZM240 62H243V63H241V64H238V63H240ZM247 62V63H246ZM254 62V63H253ZM82 63V64H81ZM97 63H99V64H97ZM227 63H230V64H227ZM235 63H237V66L235 65ZM93 64H94V66H93ZM148 64H149V66H148ZM225 64V65H224ZM243 64V65H242ZM244 64H246V65H244ZM251 64H254V65H251ZM219 65V66H218ZM221 65V66H220ZM239 65V66H238ZM249 65V66H248ZM252 66V68H251V66ZM91 66V67H90ZM189 66V67H188ZM192 68H195V69H192ZM195 66V67H194ZM225 66V67H224ZM231 66H233V67H231ZM256 66V67H255ZM199 67V68H198ZM214 67V68H213ZM235 67V69H233ZM237 67H239V68H237ZM246 67V68H245ZM87 68V69H86ZM90 68H91V71H90ZM147 68H148V71H147ZM190 68V69H189ZM213 68V69H212ZM225 68V69H224ZM232 68V69H231ZM95 70V72H94V70ZM206 69V70H205ZM220 69H222V71L220 70ZM228 69V70H227ZM234 71V72H228V71ZM239 69V70H238ZM100 70V71H99ZM159 70V71H158ZM191 70H192V72H194V71H197V70H199V71H197V73H194V74H192V72H191ZM215 71V72H213V71ZM238 70V71H237ZM88 71H90V72H88ZM204 71L206 72V74H208V75H201V74H203L204 73ZM220 71H221V73H220ZM209 72H211V73H209ZM222 72L223 73H226V74H222ZM90 73V74H89ZM93 73H97L93 78H92V75H94ZM149 73V74H148ZM159 73V74H158ZM190 73H191V75L193 76V78H192V76L190 77L189 75H190ZM227 73L229 74H231V75H234L232 78H230V74H229V76H227ZM85 74H86V77H88V78H85ZM161 74V75H160ZM198 74H199V76H198ZM88 75V76H87ZM101 75V76H100ZM201 75V76H200ZM215 76V78L213 77V76ZM218 75V76H217ZM222 75V76H221ZM225 75V76H224ZM84 76V77H83ZM91 78H90V77ZM97 76L99 77V79L97 78ZM148 76V77H147ZM195 76V77H194ZM210 76V77H209ZM224 76V77H223ZM227 76V77H226ZM105 77V78H104ZM191 78V80H190V78ZM202 78V83H197V82H199L198 80H199V78ZM103 78V79H102ZM204 78V79H203ZM208 78V79H207ZM212 78V79H211ZM219 78H226V79H219ZM87 79V80H86ZM96 79V80H95ZM189 79V80H188ZM193 79V80H192ZM195 79V80H194ZM213 79H216V80H213ZM80 80V81H79ZM82 80V81H81ZM85 80V81H84ZM90 80V81H89ZM99 80V81H98ZM100 80H103L102 82L100 81ZM107 80H109L110 82L109 83H106L107 82ZM127 80V81H126ZM208 82L209 81V84H207V86H204V85H206L205 83H206V81ZM217 80H219V82H220V84H219V82L217 81ZM228 80V81H227ZM231 80V81H230ZM86 81H87V83H86ZM94 81V82H93ZM131 81V82H130ZM136 81H138V82H136ZM190 81V82H189ZM192 81L195 83V84H198V88L201 86V84H203V86H201L200 88H199V92L200 93H202V94H200V95H203V93L204 92H206V94L204 95V96H199V94H195V87L193 88V85L192 84H194V83H192ZM210 81H211V84L212 85H210ZM215 81H217L218 82V84H217V82L216 83H214L213 84V82ZM224 81H225V84H223L224 83ZM100 82V83H99ZM142 82V83H141ZM171 82H172V84H171ZM205 82V83H204ZM75 83H77V84H75ZM81 83V84H80ZM84 83V84H83ZM90 83H92V85H93V83H94V85L95 86H92ZM97 85H96V84ZM98 83H99V85H102L103 87H105V88H102V86H100L99 87V85H98ZM107 84L106 86H105V84ZM112 83V84H111ZM177 85H176V84ZM187 83V84H186ZM188 83H192V84H188ZM229 83V84H228ZM80 84V85H79ZM88 84H90V85H88ZM108 84L110 85V87H107L108 86ZM194 84V86H196ZM215 84H217V85H219V86H217V85H215ZM223 84V85H222ZM231 84H232V86H231ZM78 85H79V87H78ZM82 85V86H81ZM117 85V86H116ZM134 85V86H133ZM190 85V86H189ZM200 85V86H199ZM222 85V86H221ZM225 85V86H224ZM229 85V86H228ZM88 86H89V88H88ZM90 86H92V87H90ZM120 86V87H119ZM126 86V87H125ZM141 86V87H140ZM171 86H174V87H171ZM178 86H180L179 88H178ZM208 86H210L209 88H208ZM87 89H86V88ZM99 87V88H98ZM113 87V88H112ZM116 88V90H113V89H115ZM118 87H119V89H118ZM142 87H145L144 89V93H142V95H141V92H142ZM211 87H215V89H213V88H211ZM227 87V88H226ZM228 87H234V88H228ZM84 88V89H83ZM97 88L99 89V90H97ZM102 88V89H101ZM110 88V89H109ZM140 88V89H139ZM173 88H175V89H173ZM185 88L187 89V90H185ZM192 90H191V89ZM201 88H203V89H201ZM205 88H208V89H205ZM81 89V90H80ZM84 91H83V90ZM86 89V90H85ZM89 89V90H88ZM90 89H91V91H90ZM94 89V90H93ZM125 89V90H124ZM201 89V90H200ZM218 89V90H217ZM220 89H222V90H220ZM102 90H104V91H108L109 92V90L112 92V93H114V94H111V92L109 93V95L111 94V96H109L108 95V92H107V94H106V92H103ZM114 92H113V91ZM117 90H119V91H117ZM123 90H124V92H123ZM127 90V91H126ZM130 90H133V91H130ZM181 90V91H180ZM190 90V91H189ZM206 90V91H205ZM214 91V92H212V91ZM215 90H217V91H215ZM226 90V92H228L229 90H230V92L229 93H231V94H229V95H227L228 93H226V92H223V91H225ZM86 91H90V94L89 95H87L88 94V92L87 93H85ZM93 91V92H92ZM99 91L100 92H102V93H99ZM121 91H122V93H121ZM178 93H177V92ZM180 91V92H179ZM186 91H188V92H186ZM211 91V92H210ZM234 91V92H233ZM119 92V93H118ZM127 92V93H126ZM176 92V93H175ZM184 93V94H182V95H180V93ZM193 92V93H192ZM208 92H210V93H215V95L213 94V96H212V94H209ZM219 92H221V95H219L220 93ZM85 93V94H84ZM91 93H93V97L91 96ZM96 94V96H98V99L100 98L101 100H98V99H95L96 98V96H95V94ZM105 93V94H104ZM124 93V94H123ZM128 93H130L129 95H127ZM134 95H133V94ZM222 93L224 94V95H222ZM225 93H226V95H225ZM123 94V95H122ZM127 96H126V95ZM136 94H137V96H136ZM145 94V95H144ZM175 94H178V95H175ZM116 95V96H115ZM120 95V96H119ZM184 95V96H183ZM187 95V96H186ZM211 95V96H210ZM75 96H77V97H75ZM84 96V97H83ZM104 96H105V98H104ZM106 96H107V99H106ZM114 96V97H113ZM125 96V97H124ZM133 96H135V98H133ZM138 96H139V98H138ZM175 96L177 97V98H175ZM192 96V97H191ZM198 96V97H197ZM208 96H210V97H208ZM217 96H219V97H217ZM221 96V97H220ZM226 97V99H225V97ZM76 98V100H75V98ZM83 97V98H82ZM87 97H89V98H87ZM90 97H92L91 99H90ZM103 97V98H102ZM117 97V98H116ZM137 97V98H136ZM174 97V98H173ZM181 97H184V99H182V100H179L178 98H181ZM189 98V97H191V98H189L190 100V102H191V105L189 104V101H187L188 99L187 98ZM194 97V98H193ZM207 97L209 98V99H207ZM211 97H213L212 98V100H210L211 99ZM228 97V98H227ZM78 98V99H77ZM80 98V99H79ZM82 98V99H81ZM85 98V99H84ZM108 98H109V100H108ZM111 98V99H110ZM112 98H116V100L115 99H112ZM123 100H121V99ZM124 98H125V100L128 98V100L127 101H125L124 100ZM131 98V99H130ZM145 100V102H141V100L142 101H144L143 99ZM200 98V99H199ZM218 98H220V99H218ZM230 98H232V100L230 99ZM87 99V100H86ZM89 99V100H88ZM117 99H120V100H118L117 101ZM136 99V100H135ZM174 100V102H173V100ZM187 99V100H186ZM194 99V100H193ZM197 99V100H196ZM199 99V100H198ZM204 99V100H203ZM216 99V100H215ZM221 99H223V101L221 100ZM229 99V100H228ZM80 100V101H79ZM104 100V102L105 101H107V102H102ZM115 100V101H114ZM130 100V101H129ZM139 100V101H138ZM176 100V101H175ZM178 100V101H177ZM196 100V101H195ZM206 100H209V101H207L206 102ZM218 100H220V103L218 102ZM227 100V101H226ZM92 101H93V103H92ZM96 101H98V102H96ZM100 101V102H99ZM111 101H113V102H111ZM117 101V102H116ZM133 101L134 102H136V103H133ZM195 101V103H193ZM202 101V102H201ZM205 101V102H204ZM211 101H213V103L211 104ZM214 101H216V102H214ZM224 101H226V102H224ZM76 102V103H75ZM80 102V103H79ZM82 102H84V104L86 105V103L87 104H90V105H88V107H90L91 106V108L93 109V107L97 104V108L99 109H97L96 107H94V109L92 110L91 108H88L87 107V105L86 106H84V104L82 103ZM88 102H91V103H88ZM120 102V103H119ZM122 102H124V103H122ZM140 102V104H138ZM177 102H178V105H177ZM198 102H200V103H202V104H204L205 106H203L202 104V106L203 107H199V106H201ZM223 102V103H222ZM233 102V103H232ZM96 103V104H95ZM98 103H100L99 105H98ZM101 103L103 104V105H106V106H108V107H106V106H104L103 107V105H101ZM108 103V104H107ZM111 104V106H110V104ZM115 103V104H114ZM118 103V104H117ZM171 103H173V105L171 104ZM180 103L181 104H183V105H180ZM184 103H186V104H184ZM228 103L230 104V105H228ZM76 104H78V107H76ZM82 104V105H81ZM115 106H114V105ZM121 104V105H120ZM128 104V105H127ZM195 106H198V107H195ZM209 104H211L210 105V107H212V109H214V110H212L211 108H208L207 106H209ZM214 104H220V105H217V107H216V105H214ZM227 106H226V105ZM235 105V107H232V106H234ZM81 105V106H80ZM123 105V106H122ZM126 107H125V106ZM138 105H139V107H138ZM184 105H186L185 107H184ZM188 105H190V106H192V107H190V106H188ZM207 105V106H206ZM213 105H214V107H213ZM232 105V106H231ZM93 106V107H92ZM100 106V107H99ZM102 106V107H101ZM110 106V107H109ZM113 106L115 107V109L113 108ZM116 106H117V108H116ZM130 106V107H129ZM132 106V107H131ZM135 106H137V109L135 108ZM143 106H144V109H145V111H144V109H142L143 108ZM170 106V108L171 109H168V107ZM178 106H179V108H178ZM220 106V107H219ZM231 106V107H230ZM80 107V111L78 110V108ZM82 107V108H81ZM140 107H141V109L145 112V113H143V111L140 109ZM147 107V108H146ZM174 107V108H173ZM182 107H184V108H182ZM206 107L208 108V111H206ZM224 107V108H223ZM226 107H229V108H226ZM88 108V109H87ZM100 108H102V109H100ZM104 108V109H103ZM105 108H109V109H106L107 110V112H106V110H105ZM120 108V109H119ZM124 108H125V111H124ZM130 108V109H129ZM189 108V109H188ZM194 108H196V109H194ZM203 108H204V113H202V111H203ZM222 109L221 111L220 110H218V109ZM226 108V109H225ZM82 109V110H81ZM90 109V110H89ZM111 109H113V111L111 110ZM139 109H140V112H138L139 111ZM168 109V110H167ZM172 109H176L177 110V112H176V110H174L173 112H172ZM183 109V110H182ZM210 109V110H209ZM236 111H235V110ZM85 110H86V114L88 113V115H86V114H82V111H83V113H85ZM98 110V111H97ZM105 110V111H104ZM109 110V111H108ZM115 110V111H114ZM120 112H119V111ZM122 110H123V112H122ZM130 110H132V111H134L135 110V112H131V113H128V112H130ZM138 110V111H137ZM171 110V111H170ZM179 110V111H178ZM180 110H182V111H184L185 113H183L182 111H180ZM186 110L188 111V113L186 112ZM193 110V111H192ZM197 112H196V111ZM225 110V111H224ZM227 110H229V111H227ZM234 110V111H233ZM78 111V112H77ZM91 111V112H90ZM92 111H94V112H92ZM99 111H102V112H99ZM170 111V112H169ZM210 111H214L213 113H215V117L213 116V114H212V116H211V112ZM216 111H219V113L218 112H216ZM223 111V112H222ZM103 112H105L104 114H103V116H99V115H97V114H99V113H101V115H102V113ZM118 112V113H117ZM142 112V113H141ZM149 112V113H148ZM171 112L172 113H174V114H171ZM181 112V114H179ZM194 114L195 115V118H198V122L195 120L194 121V119L195 118H193L194 117V115L192 116V114ZM195 112V113H194ZM198 112H200V114L198 113ZM205 112H207V113H205ZM112 113V114H111ZM120 113V114H119ZM128 113V114H127ZM136 113V114H135ZM147 113V114H146ZM157 113V114H156ZM169 113H170V115H169ZM220 113H222V114H220ZM227 114V115H229L228 117H227V115H226V117H225V119L227 118V120H225V119H222L223 118V116L225 115V114ZM82 116H81V115ZM96 114V115H95ZM114 114V115H113ZM115 114H116V116H115ZM119 114V116H117ZM123 114H125V115H123ZM127 114V115H126ZM130 114V115H129ZM139 114V115H138ZM143 114V115H142ZM165 114V115H164ZM167 114V115H166ZM179 114V115H178ZM182 114H183V117H179V116H182ZM190 114V115H189ZM209 114H210V117H209ZM232 114H234V116H237V117H233V115ZM236 114H237V112H236ZM79 115V116H78ZM92 117H90V116ZM106 115V116H105ZM110 115H112V116H110ZM134 115H136V116H134ZM146 115V116H145ZM148 115H150V119H149V117H148ZM152 115V116H151ZM177 115H178V119H177ZM197 115H199V116H197ZM202 115H204V117H200V116H202ZM216 115H217V117L219 116L220 118H217L216 117ZM81 116V117H80ZM87 116V117H86ZM94 116H96V117H94ZM109 116V117H108ZM114 116V117H113ZM122 116L125 118H122ZM129 116H130V118H129ZM137 116H138V118H140L139 119V121L138 120H136L135 118H137ZM142 116H145V118H148L149 119V121L147 120V119H144ZM164 116H166V117H164ZM168 116V117H167ZM184 116H186V117H184ZM190 116H192V117H190ZM197 116V117H196ZM206 116H207V118H206ZM233 117V118H231V117ZM82 117L84 118V120L82 119ZM91 119H90V118ZM98 117V118H97ZM100 117V118H99ZM103 117H107V118H103ZM113 117V118H112ZM118 117V118H117ZM120 117V118H119ZM141 117L143 118V120L141 121V123H140V125L141 126H139L138 124H139V122H140V120H141ZM153 119H152V118ZM154 117H155V119H154ZM86 118V119H85ZM88 118V119H87ZM97 118V119H96ZM112 119V120H109V119ZM115 118H117L116 120H115ZM128 118V119H127ZM160 118V119H159ZM161 118H166L167 120H161ZM169 118H170V120H173V121H170L169 120ZM180 118H184L183 120L182 119H180ZM191 118H193V119H191ZM202 118H204L205 120L203 121V120H201ZM216 119L215 121H217V122H215V123H213V120H211L212 121V123L210 124V122L211 121H209V119ZM247 118V119H246ZM81 119V120H80ZM94 119V120H93ZM152 119V120H151ZM158 121H157V120ZM176 119V120H175ZM206 119L209 121L208 122V124L206 123L207 121H206ZM218 119V120H217ZM230 119H233V120H231V121H233V122H231L230 121ZM244 119V120H243ZM242 120H241V122H242V126H243V129L244 130H248V123H249V121H248V117H244ZM83 120V121H82ZM92 120V121H91ZM97 120H99V121H97ZM115 120V121H114ZM124 120V121H123ZM132 120V122H130V123H128L127 121H131ZM147 120L148 121V123L146 122L145 123V121ZM161 120V121H160ZM178 120V121H177ZM223 120H225L224 121V123H223ZM106 121V122H105ZM117 121V122H116ZM143 121H144V124H143ZM158 122L159 123V121H160V123H162L160 126H159V128L160 129H163L164 127H168L169 126V124H170V127L171 128H173L174 129V127L176 128V130L174 129V131H178L177 132V138H176V140L172 143V142H170L168 145H167V147H169L170 146V149L168 148L167 149V147H166V144H165V141L166 140H164V139H166L165 137H164V139H163V137H161V135L162 136H165V131L164 130H158L159 128H158V126H157V124L158 123H156V122ZM179 121L181 122V121H184V122H181V123H179ZM193 121V122H192ZM220 121V122H219ZM247 121H248V123H247ZM85 122H87L86 123V125L87 126H85ZM89 122V123H88ZM90 122H94V123H90ZM103 122H105V125H104V123ZM116 124H115V123ZM123 122H124V124H123ZM127 122V123H126ZM152 122V123H151ZM163 122H167V124H163ZM170 122H172V123H170ZM173 122H175L176 124L178 123L179 124V126H178V124H177V127L175 126V123H173ZM195 122L198 124V129H197V125L195 124ZM201 122V123H200ZM203 122H205V124H207V125H204V123ZM231 122V123H230ZM245 122H246V124L247 125H245ZM84 123V124H83ZM103 123V126H104V128L102 127V124ZM106 123H108V124H106ZM118 123V124H117ZM128 124V125H126V124ZM132 123H133V125H132ZM184 123H186L185 125H184ZM192 123H194V124H192ZM216 123H218L217 125H215ZM230 123V124H229ZM80 124H81V126H80ZM83 124V125H82ZM93 124V125H92ZM101 125V127L99 126V125ZM110 124L114 127H112V126H110ZM123 124V125H122ZM129 124H131V125H129ZM202 124V125H201ZM223 124V125H222ZM231 124H233V125H231ZM238 124V123H237ZM88 125H91L92 126V128H91V126H88ZM96 125H97V127H96ZM106 125H108V126H106ZM125 125V126H124ZM134 125H138V127L137 128H135L134 127ZM142 125H143V127H142ZM147 125H149V126H151V125H153V126H151V127H153V128H151V127H147ZM165 125V126H164ZM200 125V126H199ZM204 125V126H203ZM212 125V126H211ZM214 125L217 127L218 125H219V128H216V127H214ZM232 126V127H230V126ZM94 126V127H93ZM119 126H120V130H119ZM132 126V127H131ZM163 126V128H161ZM180 126H184L185 128H183V127H180ZM190 126H194V130L192 129V131H191V128H193V127H190ZM208 126V127H207ZM224 126V127H223ZM226 126V127H225ZM87 127V128H86ZM110 127H112V128H110ZM129 127H131V128H129ZM170 127H168V128H170ZM190 128V129H187V128ZM200 127V128H199ZM212 127H214V128H216V129H214V128H212ZM220 127H222V128H220ZM246 127V128H245ZM95 128H99L98 130L97 129H95ZM101 128V129H100ZM126 128H128V129H126ZM133 128H135V129H133ZM145 128H147L148 130H146ZM149 128H150V130H149ZM158 128V129H157ZM166 128H164V129H166ZM181 129V130H179V129ZM204 128H206V129H204ZM209 128H211V129H209ZM223 128H225V130L227 129V131H225ZM86 129V130H85ZM106 129V130H105ZM108 129H111L109 132H107L108 131ZM117 129H118V131H117ZM124 129V130H123ZM126 129V130H125ZM137 129H140V130H137ZM141 129L143 130L142 131V133L140 132L141 131ZM154 129V130H153ZM156 129V130H155ZM184 129V130H183ZM195 129H196V131H195ZM199 129H201V130H199ZM212 129H213V131L214 132H212ZM95 130H97V131H95ZM139 131V132H137V131ZM197 130H199V132L197 131ZM204 130V131H203ZM260 129H257V131L258 132H260L259 131ZM84 131V132H83ZM86 131V132H85ZM94 131V132H93ZM99 131V132H98ZM105 131V132H104ZM155 131V133H153ZM160 131V132H159ZM161 131H162V133H161ZM182 132V131H184V135H185V131H187L186 132V137L184 136L183 137V135H181V136H179L181 133L180 132ZM218 133H217V132ZM221 131V132H220ZM82 132V133H81ZM95 132H97L96 134H98V135H95V134H93V133H95ZM108 134H107V133ZM113 132H115V133H113ZM119 133L120 135H115V134H117V133ZM127 135H125L124 133ZM144 132H148V133H145L144 134ZM203 132V134H201V133ZM208 134V135H206V133ZM222 132H223V134L224 135H222V136H219V133H220V135L222 134ZM89 133V134H88ZM128 133V134H127ZM130 133H132V135L130 134ZM155 134V135H150V134ZM163 133H164V135H163ZM188 133L190 134V138H192L191 140H190V138H188L187 136H188ZM199 133V135H197ZM205 133V134H204ZM215 133V134H214ZM87 134V135H86ZM100 134V135H99ZM106 134V135H105ZM136 134H137V136L139 137H137L136 136ZM145 135L144 137H146V138H144L142 135ZM193 134V135H192ZM211 134V135H210ZM218 134V135H217ZM244 134H246L245 132H244ZM86 135V136H85ZM129 135V136H128ZM147 135V136H146ZM197 135V136H196ZM205 135V136H204ZM213 135H216V136H214V137H212ZM95 136H97L96 138H95ZM137 138H136V137ZM150 138H149V137ZM151 136H153L154 138H151ZM155 136H157V137H155ZM160 136V137H159ZM196 136V137H195ZM201 136H204L205 138H203L202 137V140L200 141L199 139H201ZM252 136V135H251ZM258 136L260 137L261 136V134H257L256 136H254L253 137V148L256 150V154H260V151H261V153H264V151H262V149H264V145L262 146V144L261 143H263L264 144V142H263V140H264V136L262 135V137L261 138H258ZM94 137V138H93ZM121 137V138H120ZM159 137V138H158ZM182 137H183V139H182ZM195 137V138H194ZM200 137V138H199ZM209 137H210V139H209ZM216 137V138H215ZM218 137H220V138H222V139H224V141H222V139L220 140V138L218 139ZM123 138V139H122ZM131 139L132 141H125V142H123L125 139L127 140V139ZM135 139V140H133V139ZM140 138L143 140V141H141V142H137V141H140ZM161 138H162V140H161ZM182 139V141H180V140H178V139ZM184 138H185V140H190V142H191V145H189L190 147H193L192 149H194V150H196L194 153L196 154V156H194V158L195 157H197L196 159H194V160H192V162H191V164L189 163V162H187L186 164H184L183 162L185 161L186 162V159H182V158H186V154L185 155H180V157L178 156L179 154H181V147H182V145H184ZM198 140H197V139ZM207 138V139H206ZM213 138V139H212ZM256 138V139H255ZM102 139V140H101ZM105 139V140H104ZM129 139V140H130ZM138 139V140H137ZM172 139V138H171ZM194 139V140H193ZM203 139H205V140H203ZM209 139V141H207ZM212 139V140H211ZM215 139V140H214ZM261 139H262V141H261ZM123 140V141H122ZM144 140L145 141H147V142H145V145H144ZM155 140V141H154ZM186 141V142H188V143H190L189 141ZM214 140V141H213ZM218 140H220V141H222V143H221V145H219V143H218ZM135 141V142H134ZM160 141V142H159ZM202 142V143H200V142ZM206 141V142H205ZM211 141H213V143H211ZM216 141V142H215ZM258 141V142H257ZM261 141V142H260ZM103 142V143H102ZM128 142V143H127ZM133 142V143H132ZM137 142V143H136ZM157 144V148H155L156 147V145H155V143ZM158 142V143H157ZM178 142V143H177ZM226 142V143H225ZM99 143V144H98ZM123 143V144H122ZM139 143V144H138ZM141 143H143V144H141ZM160 143H163V145L162 144H160ZM188 143H186V144H188ZM192 143H195L194 144V146H193V144ZM200 144V145H197V144ZM256 143H258V144H256ZM131 144H132V147H134V148H131L130 149V147H131ZM136 144H138L137 146H135ZM175 144V145H174ZM176 144L178 145L179 144V146H177L176 147ZM213 144V145H212ZM215 144H216V146H215ZM223 144V145H222ZM254 144H256L257 145V148H256V146L254 145ZM172 145H173V147H172ZM207 145V146H206ZM227 145V146H226ZM199 146V147H198ZM201 146V147H200ZM203 146V147H202ZM214 146V147H213ZM220 146H222V148L220 147ZM103 147H104V145H103ZM124 149H123V148ZM165 147V149H167V150H165L164 149V151H163V148ZM211 147H213V148H211ZM219 147V148H218ZM225 147H228L227 149L225 148ZM178 148V149H177ZM197 148V149H196ZM230 148H232L231 150H230ZM93 149V148H92ZM104 149V150H103ZM107 149H109V148H107ZM117 149V148H116ZM142 151H141V150ZM173 149V150H172ZM175 149H177V151H179V152H177V151H175ZM200 149V150H199ZM219 149H223V151L224 152H226V153H223V151L221 152ZM225 149V150H224ZM106 149H105V147L104 148H101V151H102V154H105V153H108L109 152V150H107L106 152H103V151H105ZM121 150H123V151H121ZM133 150H134V152H133ZM215 150V151H214ZM219 152H218V151ZM171 151H173V152H171ZM207 151H209V152H207ZM218 153H217V152ZM120 152H123V153H120ZM142 154H141V153ZM144 152V153H143ZM168 152H170V153H168ZM196 152H199L198 154L196 153ZM201 152V153H200ZM212 152V153H211ZM213 152H215L216 153V155L217 156H219V155H221L222 153V155L221 156H219L220 157V159H215V157H217V156H215L214 158H213V155L215 154V153H213ZM101 153V152H100ZM166 153V154H165ZM168 153V154H167ZM171 153H173V154H171ZM204 153V154H203ZM211 154V157L214 159V160H217V161H214L213 160V162H211L212 161V159H210L211 157H209L210 156V154ZM220 153V154H219ZM146 154V155H145ZM153 154V155H152ZM162 154H163V156H162ZM176 154H178L177 156H176ZM202 154V155H201ZM205 154L207 155L206 157H204L205 156ZM208 154H209V156H208ZM100 155V154H99ZM166 155H168V156H166ZM175 155V156H174ZM200 155V156H199ZM204 155V156H203ZM226 155V156H225ZM264 154H261V155H259V156H257V155H255V156H257V157H255L256 158V163H260V161L264 158H261L262 156H263ZM96 156H98V155H96ZM102 157H103V155H101ZM100 156V157H101ZM142 156H146V158L145 159H143V158H141ZM183 156V157H182ZM225 156V157H224ZM101 157V158H102ZM139 157L141 158V159H139ZM163 157V158H162ZM172 157H174V158H172ZM175 157H177V159L175 158ZM189 157V158H188ZM187 157V159L189 160L190 159V157H192L191 155H189ZM203 157V158H202ZM98 158V157H97ZM170 158H172L173 160H169ZM226 158V159H225ZM261 158V159H260ZM138 159V160H137ZM201 159V160H200ZM224 160V161H222V160ZM141 160V161H140ZM151 160H153V161H151ZM155 160V161H154ZM181 161V165L180 166H182L183 168H181L178 164H180V161ZM200 160V161H199ZM206 161V162H204V161ZM208 160H210L209 162H207ZM218 160H221L222 161V164H221V162H218ZM121 161H124V159L122 160V158H121ZM142 161H143V163H142ZM147 161V162H146ZM148 161H150L149 163H148ZM174 161V162H173ZM178 161H179V163H178ZM225 161H227V163H225ZM125 162H126V160H125ZM144 162H146V163H144ZM152 162V163H151ZM160 162H162V164H160ZM165 162H167V163H165ZM177 162V163H176ZM203 162V164H201ZM224 162V163H223ZM170 163H172V164H170ZM206 163V164H205ZM211 163H212V166H214V167H211ZM123 164V163H122ZM150 165V167L148 168V165ZM165 164V165H164ZM170 164V165H169ZM173 164H175V165H173ZM190 164V165H189ZM200 164H201V167H199V169H198V166H200ZM210 164V165H209ZM221 164V165H220ZM141 165V166H140ZM163 165V167H161ZM186 165V167H184ZM198 165V166H197ZM206 165H208V166H210V168H213V169H210L209 167H207ZM223 165H225V167L223 166ZM167 167V168H165V167ZM173 166H175L176 168L175 169H177L178 168V170L179 169H182V171H185V170H187V171H189V173L190 174H188L187 173V171H185V172H182L181 170H179V172H178V170H175V169H173ZM193 166V167H192ZM195 166H197V167H195ZM206 166V167H205ZM219 166H221V167H219ZM222 166H223V168H222ZM247 166V165H246ZM250 165H248L246 168L248 169V168H254L253 166H250ZM152 167V168H151ZM160 167L162 168V169H160ZM170 167H171V170H169L170 169ZM189 167H191L190 169H189ZM164 168V169H163ZM192 168H194V169H192ZM200 168L202 169V170H200ZM206 168V169H205ZM208 168V169H207ZM222 168V169H221ZM172 169H173V172H172ZM195 169L197 170V171H195ZM217 169H220V171L219 170H217ZM224 169V170H223ZM166 170V171H165ZM222 170L224 171V172H222ZM169 171V172H168ZM177 171V173H174V172H176ZM196 173H198V174H196ZM199 171V172H198ZM201 171V172H200ZM203 171V172H202ZM213 171V172H212ZM163 172V173H162ZM166 172V173H165ZM181 172H182V174H181ZM219 173V175H220V177H219V175H217L216 173ZM229 172V173H228ZM233 172V173H232ZM166 174V178L168 179V180H170L169 182L167 181V179L165 178V176H162V175H165ZM169 173H172V174H169ZM180 175H182V176H180ZM183 173H186L187 175H185V174H183ZM192 173V174H191ZM226 173V174H225ZM230 173H232V174H230ZM175 174V175H174ZM195 174H196V176H195ZM228 174H230V175H228ZM159 175H161V176H159ZM167 175H168V177H167ZM172 175H173V177H175V178H173L172 177ZM177 175V176H176ZM189 175V176H188ZM258 175H259V173H258ZM256 176L257 177V183L259 182V184L261 183V184H263L264 183V177H261V176H263V175H260V177L259 176ZM158 176H159V178H158ZM188 178V179H190V180H188L187 179V182L188 183H190V184H188L187 182H185V180H186V177ZM203 176V177H202ZM215 176H216V178H215ZM223 176H226L227 178H225V177H223ZM230 176H232V177H230ZM140 177L142 178V179H140ZM147 177V178H146ZM170 177V178H169ZM192 177H194V179L192 178ZM222 177V178H221ZM164 178V179H163ZM179 178V179H178ZM199 178H201L202 180H205V181H203V182H205V184L203 183V182H201L202 180L201 179H199ZM213 178L214 179H217V180H214L213 181ZM221 179V180H219V179ZM160 179V180H159ZM166 179V180H165ZM181 179H185L184 180V182L185 183H183L182 182V180ZM193 179V180H192ZM226 179V180H225ZM261 179V180H260ZM25 180V179H24ZM24 180L22 181V180H19L18 181V179H17V181L19 182L18 183V185L17 184H12L11 185V183H12V181L10 180V179H7V181H6V179H4V181L2 182L3 183V187L0 185V199H1V201H0V206L1 205H4V206H1L0 207V217L3 219L5 216L7 217V215H8V217H10V213H11V219H12V221H13V223H14V220H15V222L16 223H18V220H19V222H21L20 221V217H18L19 215V211H18V207H20V209L21 208H23L21 211H20V213L21 214H25L24 215V217L26 218V222L27 221H29V218L32 216V215H34L33 213H36V211H38L39 212V209L37 208V207H39L38 205H40V207L39 208H41L42 206H43V204L41 205V203L40 204H38L39 202H40V199H42V197L44 198V196L41 194V193H39L38 191H37V187L35 186V185H33V186H35V187H33L32 186V184H28V186H27V184H26V180H25V182H24ZM197 180V181H196ZM212 182H211V181ZM10 181V182H9ZM149 181V182H148ZM163 181H165V182H163ZM175 181V182H174ZM179 181V182H178ZM208 181H209V183H210V185L208 186ZM216 181V182H215ZM228 181V182H227ZM6 182H8V183H6ZM171 182H173V183H171ZM178 182V183H177ZM225 182V183H224ZM5 183V184H4ZM23 183V184H22ZM26 185H25V184ZM144 183H145V185H144ZM158 183V184H157ZM161 183H162V186H161ZM175 183V184H174ZM181 183L183 184L182 185V187H184L185 188V190H186V192H185V190H184V188H182L180 185H181ZM202 183H203V185H202ZM212 183H214V184H212ZM216 183V184H215ZM219 183V184H218ZM6 184H7V186H8V188L6 187ZM20 184V185H19ZM168 184H169V186H168ZM175 186H174V185ZM188 184V185H187ZM192 184V185H191ZM195 184V185H194ZM222 184H226L225 186H221ZM10 185V186H9ZM15 185V186H14ZM22 185V186H21ZM25 185V186H24ZM147 185H149V186H147ZM186 185V186H185ZM190 185V186H189ZM214 185V186H213ZM217 185H220L221 187H219V186H217ZM12 186V187H11ZM20 186V187H19ZM29 186H31V187H29ZM161 186V187H160ZM164 186H166V188L164 187ZM173 186L174 187H176V188H173ZM178 186L179 187H181V189H178ZM205 186V187H204ZM263 186H264V184H263ZM16 187V188H15ZM148 187V188H147ZM167 187H169V188H171V189H167ZM194 189V188H196V190L194 191H192V188ZM201 187H202V189H201ZM212 187V188H211ZM216 187V188H215ZM223 187V188H222ZM6 188V189H5ZM10 188V189H9ZM19 188V189H18ZM21 188H22V191H21ZM29 188V189H28ZM35 188H36V190H35ZM150 188H152L151 190H148V189H150ZM163 188V189H162ZM218 188V189H217ZM2 189V190H1ZM16 189V190H15ZM175 189H176V191H178V190H181V191H178V192H176L175 193V195H174V192H175ZM6 191V190H8V191H6L7 193H5L4 191ZM12 190V191H11ZM13 190H14V192H13ZM19 190H20V193H18L19 192ZM25 190V191H24ZM35 190V191H34ZM161 190H166V192L169 190V194L168 193H166L167 195V197H169L170 198V200L168 201L167 199H169V198H167V197H163V195H165L163 192L164 191H162L161 192ZM171 190V191H170ZM184 190V191H183ZM189 190H191V191H189ZM199 190V192H197ZM205 190H208V192L207 191H205ZM16 191V192H15ZM32 191H34V192H32ZM147 191H149V192H147ZM201 191H203V192H201ZM1 192H3V193H1ZM12 193V194H10V193ZM27 192V193H26ZM31 192V193H30ZM147 192V193H146ZM183 192V193H182ZM185 192V193H184ZM194 192H197V193H194ZM212 192V193H211ZM18 193V194H17ZM23 193V194H22ZM36 193V194H35ZM180 193H182V194H180ZM191 193H194V195L193 194H191ZM206 193H208V194H206ZM2 194H3V196H2ZM16 194L18 195V196H16ZM29 195V196H26V195ZM173 194V195H172ZM196 194H198V195H196ZM8 195V196H7ZM9 195H15V197H13V196H9ZM23 195H25V197L23 196ZM36 195V196H35ZM42 195V196H41ZM148 195L149 196H151V197H148ZM158 195H161V196H158ZM178 195V196H177ZM190 195H192L193 197H194V199L192 198L191 199V197L192 196H190ZM204 195V196H203ZM207 195V196H206ZM210 195V196H209ZM31 196H34V198L33 197H31ZM37 196H38V198H40V199H38L37 198ZM40 196V197H39ZM138 196V195H137ZM148 198H147V197ZM153 196V197H152ZM171 196V197H170ZM180 196V197H179ZM187 198V200H186V198ZM190 196V197H189ZM8 197V200L6 199ZM12 197V198H11ZM22 197H24L25 198V200H24V198H22ZM30 197V198H29ZM164 198V199H162V198ZM172 197H174V199L173 200H175V202H176V204H175V202L171 199ZM181 197H183L182 199H181ZM201 197V198H200ZM207 197V198H206ZM211 197V198H210ZM4 198V199H3ZM9 198H10V200H9ZM15 200H17L16 198H18V200L17 201H15V203L17 202V204H15L14 203V199ZM27 198V199H26ZM36 198V199H35ZM152 198V199H151ZM157 198H160V199H157ZM176 198H178V200L176 199ZM199 198V199H198ZM210 198V199H209ZM29 199V201H27ZM162 199V200H161ZM188 199H190L191 201H188ZM209 199V200H208ZM4 200V202H2ZM20 200V201H19ZM30 200L32 201H36L35 203L34 202H30ZM157 200H160V201H157ZM165 202H164V201ZM166 200H167V203H166ZM172 200V201H171ZM179 200H181L182 202H180ZM194 200V201H193ZM215 200H217V201H215ZM22 201H24V202H22ZM27 201V202H26ZM145 201V202H146ZM152 201V202H151ZM162 201V202H161ZM184 201H187L186 203H184ZM210 201H214V202H211V203H209ZM11 202H12V204H11ZM22 202V203H21ZM30 202V203H29ZM165 204H164V203ZM168 202L171 204V206H170V204H168ZM177 202H179V203H177ZM189 202L190 203H193L194 202V204L195 205H193V204H189ZM197 202V203H196ZM208 202V203H207ZM217 202V203H216ZM14 203V204H13ZM26 203H29V205H27ZM33 203V204H32ZM36 203H37V205H36ZM184 204L183 205V207L184 208H182V204ZM21 204V205H20ZM31 204V205H30ZM62 204V203H61ZM54 204V205H52V210L53 211H55V212H53V214H54V217H55V219H56V222H58L57 220H59V224H57V226L55 225V223H54V225H53V233L54 234H52V236H53V238H52V241L50 240V241H46V240H40V238L37 236V237H33L32 235H29V237L27 236V238L25 237V239L23 240V243H21V242H19L18 243V241L16 242V241H6L5 240V238L4 237H2V235L1 234H3L2 232V230H4V225H2L3 224V220H1V218H0V251L1 252H3L4 251V254H7L6 252H13V254H14V256H15V260L17 261V263L18 264H38L39 262H40V264L42 263V264H47V259H49L48 260V262H49V264H52L51 262V260L54 258L52 255H54V256H57V254H58V256H60L61 258H63V260L65 261V260H68V259H66L65 257H67V258H69V260H70V258L72 259L75 255H76V257H74L76 260H78V261H81L82 260V255L80 254V253H82L81 252V248L77 245V244H73L74 242H72L71 240H66L65 239V237H63L64 239H65V241H64V239H59V238H62V234L60 235L59 233H61L62 232V226H63V228H64V221H66V219H68L67 217H69V216H72V214L70 213L69 214V212L71 211L70 210V207H69V205L68 204ZM146 204V203H145ZM161 204H163L162 206H161ZM174 206H173V205ZM189 204V205H188ZM207 204V205H206ZM212 204V206L210 207V205ZM6 205V206H5ZM10 205V206H9ZM11 205H12V207H11ZM16 205V207H14ZM26 205L28 206V207H26ZM36 205V206H35ZM56 205H58L59 207L60 206H62V207H56ZM65 205V206H64ZM136 205V204H135ZM180 205V206H179ZM185 205L186 206H188V207H185ZM18 206V207H17ZM29 206H31V207H29ZM34 206V207H33ZM137 206V205H136ZM152 206H154V205H152ZM165 206H167V208L165 207ZM176 206V207H175ZM190 206H194V208L193 209H195V211L196 212H194V211H191L192 209L190 208ZM206 206H208L207 208H206ZM3 207H5V208H3ZM65 207H66V209H65ZM157 207H158V209H157ZM166 208V209H164V208ZM169 207V208H168ZM171 207H173V210L175 211V214H177V215H179L180 216V220H181V218H182V220L184 219V218H186V219H184V221H180L179 222V225H178V228L177 229H179L178 230V232H179V238H178V236H176V234L174 235L173 234V236L172 235H170V234H172L170 231H174V229L173 228H171V226L173 227V225H171V223L172 222H170V220H171V217L168 215V214H170V208ZM177 207H181V208H177ZM8 208H10V209H7ZM15 208H16V210H15ZM26 209V212H22V211H25V209ZM29 210H28V209ZM30 208H31V210H30ZM35 208H37V209H35ZM64 208V209H63ZM134 207L133 206H131L130 207V209L132 210V211H134V210H136L135 212L137 213V214H139L140 212H138V211H140V208L138 207V209H133ZM137 208V207H136ZM150 209L151 210V208H152V210L150 211V210H147L146 211V209ZM153 208L155 209V210H153ZM2 209V210H1ZM7 211H6V210ZM11 209H12V211H11ZM33 209V210H32ZM163 209H164V211H167V212H163ZM179 209V210H178ZM181 209V210H180ZM191 209V210H190ZM35 210V211H34ZM56 210H57V214H56ZM62 210V211H61ZM65 210V212H63ZM156 210H157V212H158V214H159V216H160V218H161V220H160V218H159V216H158V214H157V212H156ZM15 213H14V212ZM34 211V212H33ZM60 211V212H59ZM132 211H130L129 210V212H132ZM148 211H150V212H148ZM173 211V212H174ZM179 211V212H178ZM183 211V212H182ZM8 212H10V213H8ZM29 212V213H28ZM147 212V213H146ZM154 212V213H153ZM192 212V213H191ZM206 212V213H207ZM148 213H150L149 215H148ZM166 215V218L164 219L163 218V216L165 217V215ZM182 213V214H181ZM205 213V214H206ZM15 214H17V217L16 218H14L16 215ZM28 214V215H27ZM69 214V215H68ZM153 214V215H152ZM162 214H163V216H162ZM186 214H188L187 216H185ZM191 214V215H190ZM192 214H194V215H192ZM3 215V216H2ZM29 215H31V216H29ZM57 215V216H56ZM66 217H65V216ZM155 215H157V216H155ZM26 216H28V217H26ZM59 216H62L60 219H61V221H60V219H59ZM126 215H124L123 217H118V218H116L115 220L116 221H114V223L115 222H118V223H115L114 224V227H115V229H117V228H119V226H123V227H126V230H127V225H128V222H129V215L128 216H126ZM185 216V217H184ZM198 216V217H197ZM13 217V218H12ZM64 217V218H63ZM168 217V218H167ZM188 217H189V219L191 218V217H193V218H191V219H193V220H189L188 219ZM18 218V219H17ZM28 218V219H27ZM157 218H159V219H157ZM164 220H163V219ZM194 218H196V220L194 221ZM198 218V219H197ZM17 219V220H16ZM65 219V220H64ZM121 219V220H120ZM126 219H127V221H126ZM169 219V222L167 221V220ZM202 219V220H201ZM43 221L45 220V222H47L48 220H49V218H46V219H42ZM47 220V221H46ZM64 220V221H63ZM123 220H125V221H123ZM163 220V221H162ZM167 222H166V221ZM188 220H189V222H188ZM197 220H198V222H197ZM63 221V222H62ZM119 221H121L122 223H120ZM162 221V222H161ZM191 221H193L192 223H191ZM199 221H202V222H199ZM125 222H127V224H124ZM163 222H165V223H163ZM188 222V224H190V225H186L185 223H187ZM63 223V224H62ZM163 223V224H162ZM169 223V224H168ZM182 223H184L185 225V227L184 226H182ZM196 223H199V224H196ZM165 224H166V226H165ZM193 224V225H192ZM196 224V225H195ZM200 224H202V227L200 226ZM62 225V226H61ZM164 226L165 228H167V229H164V227H162V226ZM170 225V226H169ZM191 225L194 227V229L196 230V232H195V230H193L192 229V227H191ZM198 225V226H197ZM2 227H3V229H2ZM56 227V228H55ZM182 227H184V231H183V228ZM196 227H198V228H196ZM199 227H201V228H199ZM58 228V229H57ZM61 228V229H60ZM163 228V229H162ZM170 228H171V230H170ZM188 228V229H187ZM191 230H190V229ZM55 229V230H54ZM60 229V231H57V230H59ZM131 229V228H130ZM185 229H186V231H185ZM199 229V230H198ZM125 230V229H124ZM126 230H125V232H126ZM134 230V229H133ZM168 230H169V232H168ZM202 230V231H201ZM129 231L130 230H127V234L129 233ZM165 231H166V233H169V234H165ZM197 231H199L198 233H197ZM190 232H192V233H190ZM193 232H195V233H197V234H195V233H193ZM203 234H202V233ZM224 230L221 232V234H220V236H219V238H222L223 237V235H224ZM57 233V235H55ZM134 233H135V231H134ZM58 234H59V236H58ZM187 234H191V236H187ZM193 234L194 235H196V236H193ZM130 235V234H129ZM52 236H50V237H52ZM138 236L140 237V235H136V234H134V237H136V238H138ZM160 236V235H159ZM200 236L202 237V238H200ZM3 239H2V238ZM171 237H173L174 238V240H172L173 238H171ZM177 237V238H176ZM183 237H184V239H183ZM186 237V238H185ZM194 237V238H193ZM198 237V238H197ZM39 238V239H38ZM58 240H57V239ZM192 240H191V239ZM1 239H2V241H1ZM54 239V240H53ZM171 239V240H170ZM188 239H190V240H188ZM200 239H202V240H200ZM30 240V241H29ZM37 240V241H36ZM39 240V241H38ZM180 240V241H179ZM28 241H29V244H31V246L28 244ZM37 243V247H36V243ZM41 241V242H40ZM60 241V242H59ZM62 241V242H61ZM172 241H174V242H172ZM176 241V242H175ZM179 241V242H178ZM181 241H182V244H181ZM210 241H212V243L210 242ZM210 244H213V247L211 248L212 250L210 251V252H212V251H214V252H212L211 254H213L212 256H210V252H209V250L207 251V253L206 254H208L209 255V257H207L208 258V261L206 262V264H212V262L214 261L216 264H222V262L220 261H218V258H219V255H220V248L222 249V247H219V246H221V240L220 239H218V244H217V242L215 243V246H214V241L212 240V239H210ZM6 242V243H5ZM15 242V243H14ZM26 242H27V244H26ZM31 242V243H30ZM33 242H34V244H33ZM41 244H40V243ZM49 242H53V243H49V245H47V246H45L46 244H48ZM59 242V243H58ZM69 243V245H67L68 243ZM73 244H71V243ZM177 242L178 243H180L179 245H177L176 247H175V245L177 244ZM209 242H208V246L210 245L209 244ZM3 243H5L4 245H3ZM10 243L12 244V245H15V246H12V245H10ZM43 243H45L44 245H43ZM61 243V244H60ZM63 243V244H62ZM171 243H174L175 245L173 246ZM20 244H22V245H20ZM53 244V245H52ZM56 244H57V247H56ZM200 244H198V245H200ZM7 245H8V250H7ZM30 246V248H29V246ZM34 245V246H33ZM40 245H42L44 248H41V247H39ZM52 245V246H51ZM63 245V246H62ZM72 245V246H71ZM75 245V246H74ZM9 246H10V248H9ZM24 246H26V247H24ZM60 246V247H59ZM66 246V247H65ZM67 246H70V247H67ZM74 246V247H73ZM5 249H4V248ZM12 247V248H11ZM13 247H14V249H16V248H19V247H23V248H20V249H17V250H14V251H12L13 250ZM39 247V248H38ZM54 249H53V248ZM56 247V248H55ZM215 247V249H213ZM217 247V248H216ZM3 250H2V249ZM34 248H35V250H34ZM37 248L39 249V251L37 250ZM47 248H49V249H47ZM60 249V252L61 253H57L59 250H57V249ZM64 248L66 249V252H64ZM71 248V249H70ZM74 249V253H73V249ZM77 250H79L76 254H75V251H76V249ZM80 248V249H79ZM175 248H177V249H175ZM219 248V249H218ZM52 249L54 250V251H52ZM55 249H56V251H55ZM23 250V251H22ZM41 250H42V253H43V251H44V253L42 254V253H40L41 252ZM49 250V251H48ZM175 251V254H174V251ZM186 250V248L184 249L183 248V251H185ZM218 250V251H217ZM18 251V253H16V252ZM22 252V254H21V252ZM36 251V252H35ZM167 251V252H166ZM20 252V253H19ZM26 252V253H25ZM31 252V253H30ZM37 252H38V254H37ZM48 252H50V254H48ZM70 252V253H69ZM168 252H169V254H168ZM209 252V253H208ZM16 253V254H15ZM31 255H30V254ZM65 253L67 254V253H69V254H67V256L65 255ZM79 253V254H78ZM28 254V255H27ZM42 254V255H41ZM61 254H64L65 255V257L63 256H61ZM74 254V255H73ZM50 255V256H49ZM72 255V256H71ZM77 255H80V256H77ZM174 255V256H173ZM215 255H216V257H215ZM19 256V257H18ZM24 257V259H23V257ZM28 258H27V257ZM42 257V259H40L41 257ZM51 256L53 257V258H51ZM18 257V258H17ZM20 257L22 258V259H20ZM31 257V258H30ZM38 257V258H37ZM40 257V258H39ZM78 257H80V258H78ZM213 257H214V259H213ZM29 258H30V260H29ZM35 258H37V259H35ZM44 258H45V260H44ZM65 258V259H64ZM74 258H73V260H74ZM209 258H211V259H209ZM217 258V259H216ZM19 259H20V261H19ZM31 259H34V262H33V260H31ZM80 259V260H79ZM171 259V260H170ZM220 259H221V257H220ZM5 260H6V257H5ZM29 260V261H28ZM40 260V261H39ZM68 260V261H69ZM76 260H74V261H76ZM26 261V262H25ZM30 261H32V263L30 262ZM38 263H37V262ZM73 261V262H74ZM213 262V264H215ZM218 262V263H217ZM77 263H80V262H77ZM171 263V262H170ZM5 264V263H4ZM75 264H76V262H75Z\"/></svg>",
  "mask_w": 264,
  "mask_h": 264
}]
</instances>
